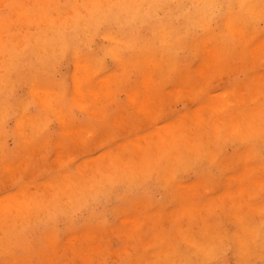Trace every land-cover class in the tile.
<instances>
[{
  "label": "rangeland",
  "instance_id": "1",
  "mask_svg": "<svg viewBox=\"0 0 264 264\" xmlns=\"http://www.w3.org/2000/svg\"><path fill=\"white\" fill-rule=\"evenodd\" d=\"M71 1H73V2H71ZM102 1L103 0H91V1L90 0H87V1H85V0L84 1L83 0H44V2H43V0H6V1L1 0L0 1V4H1L0 5V54L1 55H5V54L8 55V56L5 55V56H3V58H1V59H5V60H3V62L0 59V62H1V66H0V70H1V72H0V77H1L0 78V110H1L0 111V123H1L0 124V130H1L0 131V202H1L0 215H1V217L0 218L1 219L0 220L1 221H0V223L2 224L4 221L6 222V223L5 222L3 223V225H5V226L0 224V227H1V229H0V264H52V263H55V264H207V263L208 264H264V237H263L264 236V233H263L264 232V227H263L264 225L260 226V225L264 224V222L260 223V219H261V222L264 221V219H262V218H264V215H263L264 214V185H263L264 184V161H263L264 160V144H263L264 143V95H262V94H264V91H263L264 75H262V74H264V5L260 6L261 4H264L263 3L264 0H247V1H250V3L252 5H254V6H245L249 9L242 6V3H239L238 0H237L238 4H237L236 0H230V1L228 0L229 3L227 0H213V1L210 0L211 2L206 0V1L211 3V6H207L208 8L205 6L201 7V5L198 4V0L197 1H194V0H149V1H146L145 0V2L141 0V2H143V3H141L142 5L140 4V0H136V2L133 0H121V1L118 0V2H120V4L118 2H116V0H104L103 4H102ZM132 1L135 3H133ZM224 1H225V3H224ZM234 1L236 2L235 4H234ZM247 1H245V2H247ZM87 2H89V3H87ZM146 2H147V5L145 4ZM187 2L189 3V5H187ZM257 2H258V4L259 3H261V4L257 5ZM125 3L128 5H126ZM136 3H138V5ZM18 4H19V6H18ZM80 4H81V6H83V8L82 7L81 8L84 9V11L80 10L81 8L78 9ZM122 4H124V5L122 6ZM133 4H135L134 6L136 8L133 6ZM143 4H144V6H143ZM224 4H225V6H224ZM236 4H237V7H236ZM77 5H79V6H77ZM116 5H117V8L115 7ZM180 5H181V7H180ZM230 5H232V8ZM131 6L133 9L132 10L133 12L130 10ZM185 6H187V7L185 8ZM258 6H260V7H258ZM70 7H71V9L69 10ZM88 7H90V9ZM142 7H143V9H140ZM194 7H200V9L194 8ZM251 7H253V10H252L253 12L250 10ZM16 8H18V9H16ZM50 8H52V9H50ZM75 8H77V9H75ZM127 8H129V9H127ZM144 8H145V11H142V10H144ZM149 8H150V11H152V12L149 11ZM202 8H203V11H205V12L202 11ZM53 9H55V10H53ZM138 10L142 11V12H140L138 14V12H139ZM179 10H183L182 13ZM200 10H201V13L203 12L204 14H201ZM206 10H207V12H206ZM23 11H24L25 15L29 16L28 19H26L27 16L22 15ZM29 11H30V14H29ZM44 11L48 12L49 15H48V13H45ZM63 11H64V13H63ZM190 11H193V13ZM244 11H246V12H244ZM16 12H19V14H21L22 17H18V16H21L19 14H17V17H16V14H14ZM27 12H28V14H27ZM71 12H72V14H71ZM149 12L151 14H149ZM247 12H249V13H247ZM59 13H62L63 15L64 14L65 15L64 16L62 14L59 15ZM67 14H69L68 17H67ZM39 15L43 19L45 18L46 20L48 19L49 21L48 20L44 21L43 19L41 20V17ZM56 15L58 17H56ZM76 15H77V17H76ZM145 15H147V16H145ZM231 15H233V16H231ZM248 15L249 16L251 15L252 18H251V16H250V18L247 17ZM30 16H32V18ZM138 17L140 19H138ZM142 17H143V19H145V21L142 19ZM146 17H147V19H146ZM1 18H3V19H1ZM23 18H24V21H23ZM36 18H37V21L35 20ZM38 18H40V19L38 20ZM248 18H249V20H248ZM56 19H57V22L55 21ZM193 19L195 22L197 21L199 26L201 25V27H199L197 23H196L197 25H194L195 22L193 21ZM199 19L200 20L202 19V21H200ZM239 19H241V20H239ZM20 20H22V21H20ZM224 20H225V22H224ZM252 20L254 22H252ZM158 21H160V22H158ZM222 21L224 22V24H222ZM236 21H238V22H236ZM49 22H50V24H49ZM40 23H43V24L40 25ZM47 23L49 25H47ZM188 23L191 26V28L188 25ZM251 23H254V24H251ZM44 25H46V26L44 27ZM175 25H177L178 28ZM192 25L195 28L197 27L195 31H194L195 28H193ZM223 26H224V28H223ZM230 26H231V29L229 28ZM238 26H239V29L236 28L235 32L231 31L232 29L234 30V28L238 27ZM179 27L181 30L179 29ZM198 28L200 30H198ZM176 29H178L180 31H178ZM1 30L3 32H5L4 34H2V36H1V33H3V32ZM10 30H11V32H10ZM165 30H166V32H165ZM182 30H184L183 33H182ZM221 30H222V32L220 33ZM238 30H239V32H238ZM174 31L176 32L175 34H174ZM223 31H225V32H223ZM36 32H37V34H36ZM80 32H84L85 35L83 33H80ZM259 32H260V35H259ZM107 33H108V36H107ZM154 33H156L155 36H153ZM217 33L219 34V36H218L217 40L213 41V43H214V44L212 43L214 45L213 46L210 43L212 42V40L216 39V37L218 35ZM235 33H236V35H235ZM248 34H250V35H248ZM16 35H17V37H16ZM76 35L77 36L80 35V36L77 37ZM105 35L107 37H104ZM172 35H173V37H171ZM210 35L213 37H210ZM233 35L236 38V40L234 37H232ZM3 36H5V39H3L4 38ZM18 36H19V38H18ZM223 36H224V38H223ZM236 36H238V37H236ZM32 37H35V38H32ZM170 37L172 39L175 38L174 41L170 40L171 39ZM219 37L221 38V40ZM245 37H248V38H245ZM77 38L79 40H77ZM164 38H165V40H164ZM205 38H207V39H205ZM133 39L136 41H133ZM156 39H157V41L155 43ZM200 39H203V40L200 41ZM19 40H21V41H19ZM114 40H115V42H114ZM251 40H253V41L251 42ZM255 40H257V41H255ZM42 41H43V44L41 43ZM109 41H111V42H109ZM197 41H199V42H197ZM216 41H217V43H216ZM32 42H34V43H32ZM37 42L39 44L41 43L40 46H39V44H37ZM86 42H87V44H86ZM157 42H159V44ZM255 42L261 43V45L260 44L258 45ZM21 43H22V47H21ZM193 43H195V44H193ZM218 43L222 44L221 47H220V45H218ZM16 44H18L19 46L18 45L16 46ZM166 44H167V46H166ZM177 44H178V46L175 48L174 45H177ZM180 44H181V46L183 45L182 46L183 48L180 46ZM191 44H193V45H191ZM215 44H217V45H215ZM49 45L52 47H49ZM170 45L172 46V49L169 48V47H171ZM186 45H189V46L191 45L190 49H193L194 51L189 50V46L187 47ZM210 45H211V47H210ZM225 45H227V46H225ZM255 45H256V47H255ZM45 46H46V48H44ZM193 46H194V48H192ZM215 46H216V48H214ZM238 46H239V48H238ZM36 47L38 50L36 49ZM39 47L40 48L42 47V49H39ZM47 47H49L51 50ZM178 47H179V49H178ZM200 47H202L201 48L202 50L205 49V51H202L200 49ZM209 47L212 49L214 48V52L212 49H209ZM96 48H98V49H96ZM186 48H187V51H186ZM228 48H230V49H228ZM232 48H233V50H231ZM236 48H238V52L240 53L239 54L238 52H236L238 55L235 52L233 53V51L237 50ZM101 49L103 50L102 52H101ZM158 49H159V51H160V49L161 50L165 49L168 51L162 50L159 53V54H161L159 56L158 55V52H159ZM195 49H196V51H195ZM39 50L41 52H39ZM48 50H49V52H48ZM109 50L110 51L112 50V51L110 52ZM73 51H74V53H73ZM75 51H76V53H75ZM201 51L204 53H202ZM99 52H101V54ZM199 52H200V55L197 54ZM212 53H214L213 58L211 57ZM232 53L234 55H232ZM1 55H0V57H1ZM145 55H146V57H145ZM197 55H199V56H197ZM201 55H203V57L205 55V57L203 58V57H201ZM208 55H210V56H208ZM231 55H232V57H231ZM123 56H124V58H123ZM152 56H154V58L156 56V58L153 59ZM158 56L163 59V63H161L162 62L161 58L160 59L158 58L159 61H156ZM163 57H165V58H163ZM146 58H148V59H146ZM169 58H170V60H169ZM42 59H44V60H42ZM166 59H168L167 63L168 64L170 63L169 65L171 66V68L169 67V65L166 67L167 63H166V61H164ZM209 59H210V61L211 60L212 61L210 62ZM230 59H233V60L230 61ZM143 60L145 62H143ZM201 60H202V62H201ZM206 60L210 64H208L206 62ZM82 61H85V62H82ZM140 61H141V63H139ZM55 62H56V64H55ZM81 62H82V64H81ZM87 62H89V63H87ZM203 62H204V64H203ZM228 62H230V63H228ZM145 63L147 64V66ZM188 63L190 64V66ZM35 64L37 65V67L35 66ZM157 64H158V66H157ZM205 64L210 65L208 67V69L210 70L211 73L208 71ZM221 64H222V66H221ZM225 64H227V65L225 66ZM56 65H58V66H56ZM164 65H165V67H164ZM185 65L186 66L188 65L189 67H187V68H189V69H187ZM215 65H216V67L218 65L219 68L217 69L215 67ZM49 66H50V69H49ZM118 66H121L122 68L121 67L119 68ZM194 66H195V68H194ZM196 66H201L202 68L201 67L196 68ZM114 67L117 69H115ZM143 67H144V69H143ZM153 67H154V69H156V67H158L159 70L156 71V70L152 69ZM211 67H212V69H211ZM238 67H240V68H238ZM41 68H42V70H41ZM148 68H150V70ZM183 68H185V69H183ZM242 68H243V70H242ZM244 68H246L247 71H245ZM4 69H6V71H4ZM31 69H32V72H31ZM44 69H46V70H44ZM57 69H58V71H57ZM121 69H124V70H121ZM147 69H148V72L151 74H149V73L147 74V72L145 73V71H147ZM213 69H215V70H213ZM193 70H195L194 73H193ZM198 70H199L200 74H199V72H197ZM16 71H18L17 74H16ZM113 71L114 72L117 71V72H115L116 74H114ZM252 71H253V73H252ZM66 72H67V74H66ZM152 72H153V75H152ZM19 73H20V76H19ZM76 73H77V75H76ZM81 73H83V74H81ZM156 73H159V75H156ZM180 73H185V74H183V76H182V74H180ZM197 73L200 76L194 75ZM40 74H41L42 78L40 77ZM122 74H124V76ZM190 74H192V76ZM5 75H7V76H5ZM91 75H93V76H91ZM108 75H109V77H108ZM160 75L161 76L163 75L162 76L163 78L160 77ZM176 75H178V77ZM179 75L181 76V78ZM245 75H247V76H245ZM252 75H254V76H252ZM258 75H260L262 77H260ZM36 76H37V78H36ZM70 76H73L72 79ZM102 76H104V77H102ZM173 76H174V78H173ZM195 76H196V78L198 76L199 79H196V78L194 79ZM255 76H256V79H254ZM31 77H34V78L32 79ZM78 77H79V79H78ZM80 77H81V80H80ZM257 77H260V78H257ZM16 78H17V80H16ZM105 78H106V80H105ZM176 78H178L179 80H177ZM183 78H185V80ZM246 78H248V79H246ZM6 79H9L11 81V83H9V85L7 84V82H9V80H6ZM73 79H74V81H73ZM95 79L97 81L98 80L99 81L97 82V81H95ZM101 79H102V82L100 81ZM180 79H183L184 82H183V80H180ZM192 79H194V80H192ZM202 79H204L203 80L204 87H202V84H201ZM35 80H36V83H35ZM119 80H120V82H119ZM140 80H142V82ZM146 80H148L149 82H147ZM191 80L193 81V83H191ZM247 80L248 81L250 80V81L248 82ZM254 80L256 82L255 84H254ZM43 81H46V82L43 83ZM112 81H113V84H112ZM170 81L172 82L171 84H169ZM178 81L181 82L180 83L181 87H179V84L177 85V83H179ZM245 81H247V82H245ZM30 82L31 83L34 82V83H32L33 85L29 84ZM188 82H190V83L187 85ZM195 82H198L199 84H201V85H198V83H197V85L195 84V86H196L195 89L196 88L198 89L196 91H194V87L192 88V86ZM144 83H146L147 88L145 87ZM174 83H175L178 90L174 91V88L176 89V87L171 86ZM240 83L243 84V86ZM247 83L249 86L247 85ZM250 83L251 84L253 83L254 85H252V87H251ZM1 84H3L4 86ZM10 84H11V86H10ZM94 84L97 86L96 88H95ZM190 84H192V85H190ZM233 84H235V85H233ZM245 84L247 86H245ZM34 85H35V87H34ZM7 86H9V89ZM36 86L40 89H38ZM149 86L151 87L150 89H149ZM239 86H241V87H239ZM108 87H110L112 89V91ZM183 87H185V88H183ZM189 87H190V90H186V89H189ZM243 87H244V89H243ZM261 87H262V90H261ZM71 88H72V90H71ZM75 88L76 89L80 88L83 93L79 94V93H81L80 90L76 91ZM141 88H144V89H141ZM145 88H146V90H145ZM239 88H241V89H239ZM100 89H102L103 91ZM104 89L106 92L104 91ZM153 89H155V90H153ZM181 89H182V91H181ZM73 90H75V93ZM129 90L132 92H130ZM143 90H145L144 92H146V93H144ZM200 90H201V92H200ZM240 90L243 92L239 93ZM253 90H254V92H253ZM259 90H261L260 93L258 92ZM32 91H34V92L32 93ZM39 91L40 92L42 91L40 93V95H39ZM97 91L102 92V93H99ZM90 92H93V93H91L92 96H91ZM109 92L111 93V95ZM188 92H190L191 94ZM34 93H35V95H34ZM76 93H78V94H76ZM103 93H105L106 97L102 98L101 96H105V95H103ZM129 93L132 94V96H133V93L134 94L137 93L138 95L135 94L136 97L135 96L132 97L131 95H129ZM198 93H200V94H198ZM249 94H251V97H253L252 98L253 100L250 99L251 97H249ZM32 95H33V97H32ZM93 95L95 96V101L93 100L94 99ZM96 95H98L99 97ZM107 95H108V97H107ZM35 96L38 98H36ZM64 96H65V98H64ZM80 96H81V98H80ZM203 96H204V98H203ZM235 96H237V97L239 96V98L241 97V100L237 99V97H235ZM8 97H9V99H8ZM75 97H78V98L76 99ZM82 97L84 99H82ZM155 97H157L156 99H158L157 102L159 103V106H157L158 103L156 102ZM200 97H202V98H200ZM247 97H249V98H247ZM32 98H34L35 101H37V102L32 100ZM98 98L102 99V100H99ZM235 98H236L237 102L239 100V102H241V104L244 106L242 107L241 104L237 103ZM244 98H246L245 100H249V101L244 102L243 101ZM129 99H130V102H128ZM153 99H154V101H153ZM202 99H203V101H202ZM221 99L224 101V103ZM111 100H113V101H111ZM142 100H144L145 103H144V101L141 102ZM163 100H165V102L167 101L165 105H164L165 102ZM198 100H200V101H198ZM206 100H208V101L206 102ZM228 100H230L232 102H230ZM81 101L84 103V105ZM221 101H222V103H220ZM31 102H32V104H31ZM70 102H72V103H70ZM131 102H134V104L133 103L131 104ZM136 102H140V104L139 103L135 104ZM152 102L154 104H157V105H155L156 107L153 108L154 104H152ZM161 102H162V104H161ZM208 102L213 103V104H210ZM215 102H216V104H214ZM4 103H7V104L4 105ZM34 103H35V105H34ZM61 103H64V104L61 105ZM66 103L69 106H67ZM201 103L202 104L204 103V104L202 105ZM147 104H149V107ZM150 104H152L153 106L151 105L152 106L151 107ZM205 104H207V105L209 104L210 106L209 105L206 106ZM217 104H220V105H217ZM18 105H19V107H18ZM126 105H127V107H126ZM136 105H137V107H136ZM139 105L141 108L139 107ZM2 106H4V107L2 108ZM6 106L8 108H6ZM70 106H72V108ZM79 106H81V107H79ZM91 106H93V108ZM145 106H147L146 107L147 109L145 108ZM196 106H199V107H196ZM255 106H258V107H255ZM61 107H62V109H60ZM130 107H132L131 108L132 110L130 109ZM233 107L237 108V109H233ZM91 108L94 110L95 114H93L94 112ZM97 108H99V109L97 110ZM111 108H112V110H111ZM137 108L140 109L139 112L136 111V110H138ZM155 108H156V111H155ZM162 108L163 109L165 108L164 109L165 111ZM169 108H170V110H169ZM218 108L220 109V111ZM239 108L242 110H240ZM246 108H247V110H246ZM249 108H251V111L249 110ZM64 109H66V111H64ZM133 110H134V112H136L135 114H137V115H134ZM157 110L158 111L160 110V111L157 112ZM232 110L233 111L235 110L236 112H232ZM57 111L58 112L60 111V112L58 113ZM61 111H62V113H61ZM88 111H90V113ZM191 111H194V112H191ZM96 112H99V113H96ZM118 112L121 114H119ZM146 112H147V115H146ZM190 112L195 114V115L191 114ZM230 112H231L232 116H231ZM248 112H253V113L247 114ZM83 113H84V115H83ZM140 113H142V115H143V118H139L141 120H139L137 118V117L141 116V115L139 116ZM152 113H154V114L151 115ZM227 113L230 114V116L227 115ZM254 113H255V116H252V115H254ZM26 114L29 116L26 117L27 116ZM56 114H58V115H56ZM59 114H61V115H59ZM63 114L65 116L64 120H62ZM236 114H237V116H236ZM34 115H37V116L35 117ZM55 115L60 119V121L58 120L57 117H55ZM120 115H122V116H120ZM132 115H134L135 117ZM180 115H182L181 118H180ZM240 115H242V116H240ZM249 115L252 117L249 118ZM24 116L26 117V119ZM48 116L50 119L48 118ZM71 116H72V118H71ZM86 116H88V117H86ZM173 116H175V117H173ZM191 116H193V117H191ZM219 116H221L222 118L220 119ZM234 116L240 118V120L235 118L234 119L235 121L233 123L232 117L234 118ZM66 117L68 118L70 123ZM194 117H195V119H194ZM213 117H215V118H213ZM223 117L225 119L230 118V121L232 120L231 123H230L229 119L227 121ZM20 118H21V121H20ZM51 118H53V119H51ZM192 118L194 119V122H192L193 121ZM191 119H192V121H189ZM222 119H224V120H222ZM26 120L31 121L32 123L31 122H29V123L33 124V125L29 127V123H27ZM73 120H74V122H73ZM245 120H246V122L247 121H249V122L246 123V122H244ZM87 121H89V122H87ZM139 121H142V122H140V124H139L138 123ZM187 121L190 123H188ZM224 121H226V124ZM47 122H48V124H47ZM66 122H67V124H66ZM111 122H112V124H111ZM183 122H185V123H183ZM6 123H7V125H6ZM45 123L47 125H45ZM212 123H213V125H212ZM244 123H246V125H247V126L244 125V131L247 134L242 130L243 126L241 128V125ZM18 124H20V126H18ZM217 124H218V126H217ZM224 124L226 127L224 126ZM231 124H232V127L234 128V129L232 128L233 130L230 128ZM91 125L93 127H91ZM95 125H98V126L100 125L99 126L100 129L97 128L98 126L96 127ZM115 125L116 126L118 125L117 127L121 128V129L119 130ZM140 125H141V127H140ZM124 126L127 127V130ZM212 126L215 129H213ZM20 127H21V129H19ZM35 127H37L38 130ZM67 127L70 130H68ZM154 127H155V130L157 128L156 131L152 130V129H154ZM161 127H163V128H161ZM210 127H212V128H210ZM2 128H4V130ZM95 128H97V129H95ZM158 128H161V129H159V131H158ZM226 128L229 131H227ZM249 128H250V130H249ZM30 129H32V130H30ZM71 129H73V130H71ZM212 129L214 130V132L212 131ZM122 130H124V132H122ZM167 130H168V132H167ZM218 130L219 131L221 130V131L219 132ZM241 130H242V132H241ZM262 130H263V132H262ZM25 131H28V132L26 133ZM75 131L79 132V134L75 133ZM120 131H121V133H120ZM209 131H212V132H209ZM81 132H82L83 137L80 134ZM86 132L88 133L87 135H86ZM29 133H30V135H28ZM60 133H62V134H60ZM211 133H212V135H211ZM213 133L215 134V136ZM251 133L253 135H251ZM254 133H256V134H254ZM149 134H150V136H149ZM216 134H218V135H216ZM20 135H22V137ZM25 135H26V137H25ZM98 135H101V136H98ZM168 135L171 137H169ZM235 135H236V137H235ZM242 135H243V137H242ZM55 136L57 137V139ZM76 136H77V139H76ZM154 136H155V139H154ZM162 136H164V137H162ZM208 136L210 137V139H208ZM211 136L212 137L214 136V137L211 138ZM216 136H218V137H216ZM68 137H69V139H68ZM131 137H132V139H131ZM64 138H65V141H64ZM139 138H140V140H139ZM145 138L147 141L145 140ZM151 138L154 139V143H153V139L149 140ZM188 138H189V140H188ZM214 138H215V140H214ZM234 138H238V139H234ZM72 139H74L75 141ZM96 139H98V140H96ZM124 139H125V142L123 141ZM126 139L127 140L129 139L128 141L130 142V145H132L131 147L133 149L131 147H129L130 145H129L128 141H126ZM136 139L138 140V143L136 142L137 141ZM185 139L188 141H186ZM231 139H232V141H231ZM233 139L235 140L234 142H233ZM257 139H260V140L258 141ZM3 140H4V142H3ZM78 140H79V142H78ZM133 140L134 141L136 140V141L134 142ZM34 141H35V143H34ZM41 141H42V143H41ZM73 141L75 143H81V144H76L74 146L75 143L73 144ZM142 141H144L145 144ZM174 141H176V142H174ZM69 142H70V144H69ZM141 142L143 144H141ZM147 142H149V143H147ZM170 142H172V143H170ZM210 142H211V145L209 144ZM22 143H24V144L22 145ZM52 143H54V144H52ZM179 143H181V144H179ZM36 144H37V146L35 147ZM112 144H114V145L116 144L118 146L116 147V145L113 146ZM136 144H137L138 150L134 149V147L136 148V146H135ZM185 144H186L187 149H188V147L189 148L191 147L190 149H188V151L189 150L193 151V149L195 150L192 152L193 154L190 152L191 157L193 156L192 157L193 160L191 158H189L190 155H189V153H187L188 151H187L186 147L184 146ZM151 145H153V146L155 145L157 148L155 146L153 148V146H151ZM205 145H207L206 147H208L209 149L208 148L205 149L206 148ZM76 146H79V147L76 148ZM251 146H252V148H251ZM31 147H32V150H31ZM37 147L41 148L40 151H39V149L37 150ZM57 147H60L61 151L58 150L59 148L56 150ZM162 147H164V148H162ZM168 147H170L171 149L173 148V149L170 150V148L168 149ZM194 147L197 149V152H196V149ZM158 148H159V150H158ZM161 148L164 150H162ZM76 149H78L79 151L77 152ZM154 149H156L155 152L153 151ZM237 149H239L240 151ZM29 150H31L30 153H29ZM68 150H70L69 151L70 153L68 152ZM133 150H135V152ZM173 150L175 151V153L177 155L173 154L174 153ZM181 150H183V151H181ZM245 150H247V151H245ZM34 151H36V153H34ZM58 151L60 153H58ZM65 151H67L68 153L66 154ZM73 151H75V153ZM132 151L134 153H136V151H137L138 156H140V157L136 156L137 154L132 155L133 159L136 158L133 161H132L131 154H130V153L134 154ZM147 151H148V153H147ZM161 151H164V152H161ZM172 151H173V153H172L173 155L171 154ZM184 151H186V152H184ZM210 151H211V153L212 152L213 153L210 154ZM242 151H244L243 154L246 157H241L242 158L241 159L240 154H242ZM42 152H43V154H42ZM138 152H140V155ZM195 152H196V154H195ZM200 152H202L201 155H200ZM208 152H209L210 156H208V154H207ZM237 152H238L239 158L241 160L244 159V161H242L241 163H240V159L238 158V155H235ZM16 153H17V155H16ZM32 153H33V155H32ZM44 153H46V154H44ZM115 153H117L116 156H118V157L115 156ZM166 153L169 154V157L171 156L170 159H169V157H166V155H168ZM128 154H129V156H128ZM183 154L185 155L186 159L185 158L183 159V156H184ZM243 154L241 156H244ZM59 155H60V157H59ZM145 155L149 159V161H148V159H146V157H144ZM161 155H162V158H161ZM231 155H233V156H231ZM163 156H165V157L163 158ZM199 156L201 157L200 159H199ZM204 156H205V158H204ZM210 157H212L213 159ZM232 157L235 159L238 158L236 162L239 165L234 161V159H232ZM20 158L22 159V161L19 162ZM88 158L90 160H88ZM93 158H94V160H93ZM117 158H118V161L116 163L115 161L117 160ZM175 158L178 161L175 160ZM181 158H182V160H188L189 163L187 161H185L186 162V164H185V162H182ZM215 158H216V160H215ZM153 159L156 162H154ZM162 159H163L164 163L162 162ZM164 159H166V160H164ZM202 159H204V161ZM208 159H209L210 163H207V162H209ZM167 160H168V162H167ZM171 160L172 161L175 160L176 161V162L174 161L175 163L178 162L177 166L175 164L173 166V162L171 163ZM225 160L226 161L228 160V161L225 163ZM231 160H232V164H231ZM50 161H52V162H50ZM147 161H148V163H146L147 164L146 165L145 162H147ZM157 161L161 162V164L158 163ZM220 161L223 163L221 164ZM130 162H132V163H130ZM165 162H167L166 163L167 165L165 164ZM181 162L185 166L179 167V165L182 164ZM233 162H235V163H233ZM256 162H259V164L258 163L255 164ZM149 163L152 164L153 166L150 165ZM249 163H250V165H248ZM252 163H254V165ZM3 164H5V165H3ZM12 164L14 165V169L16 170L18 175H16V172L14 170H12L13 169ZM92 164H93L94 168H93V166H90V169H86V168H89V165H92ZM157 164H159V166ZM217 164H218V166H217ZM224 164L225 165L229 164V165L223 167ZM245 164H247L248 166ZM75 165H76V168H75ZM80 165H83V166H80ZM255 165H258V166L260 165L259 167L261 169H259L257 166L253 167ZM142 166L144 168H142ZM167 166H168L169 171L166 170ZM246 166L249 168L247 169ZM145 167L148 170H146ZM159 167H161V168L166 167L165 170L168 172L166 173V171H164V169L162 170L164 172H162L160 170L161 168H159ZM177 167H179V168H177ZM239 167L241 168V171H245V172H241L239 170ZM242 167H243V169H242ZM2 168L4 171L2 170ZM9 168H11V171L9 170ZM34 168L36 170H34ZM74 168L76 170H74ZM77 168H78V170H77ZM134 168H135V170H134ZM171 168H172V170H171ZM255 168H257V169H255ZM5 170L7 172L4 174ZM145 170L147 171V173ZM152 170H155L156 174ZM12 171H14V173H12ZM56 171H57V173H56ZM128 171H129V173H128ZM142 171H143V175L145 174L144 176L141 175ZM170 171H171V173H170ZM236 171L238 172V174L237 173L235 174ZM28 172H30V173H28ZM58 172H59V175H58ZM157 172H159V173L157 174ZM261 172H263V174ZM10 173L12 174V176H11L12 181L8 180V178H10V175L8 176L7 174H10ZM51 173H53V174L51 175ZM100 173L105 174V175H102ZM134 173H136V175H135L136 177L134 176V178H132ZM163 173H164V175H163ZM169 173H170V175H173V174L174 175L169 177L170 176V175L168 176ZM30 174L32 177H30V176L28 177V175H30ZM61 174H63V175H61ZM129 174L132 176H130ZM152 174H154V175H152ZM225 174H227L228 179H227V177H225L226 176ZM56 175H57V177L61 175L60 176L61 178L60 177L56 178ZM76 175H77V178H75ZM236 175H240V177L236 176ZM51 176H53V179ZM152 176H153V178H152ZM163 176L165 179L163 178ZM6 177H8V178H6ZM13 177H15V178H13ZM27 177H28V179H27ZM63 177H65V178H63ZM127 177L130 180H128ZM139 177H141L142 180H141V178L139 179ZM199 177L202 179H204V177H205L204 180H206V179L207 180L201 181ZM229 177L230 178L232 177L233 180H231L232 178L229 179ZM236 177L237 178L239 177V178L236 179ZM242 177H243V179H242ZM252 177H254V178H252ZM256 177H257L258 181L256 180ZM260 177H263L262 180ZM92 178H94V180ZM105 178H107V179H105ZM168 178H170V180ZM249 178L251 179L250 183H251V181H253L251 183L252 185L251 184L247 185V180H249ZM2 179H4V180H2ZM49 179L50 180L52 179L51 181H53V182L48 183L47 181H49ZM61 179H62V181H61ZM132 179H133V181H132ZM166 179H168V180H166ZM208 179L210 180V182ZM244 179H246V180H244ZM5 180H8L10 183L8 181H6V183L7 184L9 183V184L8 185L5 184L4 183ZM44 180H45V183H43ZM54 180H57L58 182L56 183V181H54ZM65 180L68 183H66ZM134 180H136V182ZM155 180L158 182H156ZM176 180H177V182H179V184L182 183V184H180L181 186H178L180 188V191L178 190L179 189L178 187H177L178 189L176 188V185H178L176 183ZM237 180H238V184H235V183H237ZM255 180L257 181L258 184L256 183ZM259 180H261V181H259ZM138 181H140V182H138ZM232 181H234V183ZM38 182H40V183H38ZM110 182H112V184ZM41 183L44 184L45 186L42 185ZM210 183L212 185H210ZM243 183L246 185V188H245V186H243L244 185ZM248 183H249V181H248ZM31 184L33 187L29 186ZM34 184H36V186ZM128 184H130L131 186H129ZM192 184H194V185H192ZM219 184H222L221 185L222 187ZM256 184H257V186H253ZM24 185H25V187H24ZM46 185H48V186L46 187ZM59 185L62 186L61 187L62 189L59 187ZM136 185H138V186H136ZM206 185H208V187H206ZM12 186H14V187H12ZM39 186L42 189H40ZM54 186L57 187L58 189H56ZM132 186H134V187L132 188ZM184 186L187 188H185ZM234 186L238 187V188L236 189ZM240 186H242L241 187L242 189L240 188ZM21 187H23V189L25 191L23 189H21ZM121 187H123V189ZM170 187H171V189H170ZM173 187H174V189H173ZM232 187H234V189ZM44 188L47 190L45 191ZM50 188H51V190H50ZM149 188H150V190H149ZM54 189H56V190H54ZM229 189H231V191L233 190L234 192L235 191L236 192L238 191V192H237V194L234 192H231V194L233 193V195H230V192L228 193V191H227ZM18 190H20V191H18ZM129 190L131 192L132 191H134V192H132V194H131V192ZM224 190H226V192ZM49 191H51V192H49ZM169 191H170V193L171 192H173V193L170 194ZM185 191H187V194H185L186 193ZM104 192H105V194H104ZM115 192H117V194H119V195H117ZM177 192H180V193H177ZM182 192H185L184 193L185 195ZM59 193L61 195H59ZM65 193H66V197H65V195L63 197L62 194H65ZM167 193H168V195H167ZM181 193L184 196H181L182 195ZM224 193H228V194H224ZM22 194L24 197L22 196ZM175 194L176 195L179 194V195L176 196ZM193 194H195L199 197H197ZM244 194H246V195L243 196ZM128 195H129V197H127ZM173 195L176 196V198L178 199V201H177L178 203L175 202L177 199L175 197H173ZM223 195H225V196L227 195L228 196L227 199ZM141 196H143V197L141 198ZM147 196L149 198L151 197L150 201H149V198ZM168 196L170 198H168ZM186 196H187V199H186ZM209 196L210 197L212 196V197L210 198ZM62 197H63V199H65V198L66 199L62 200ZM101 197H102V199H101ZM104 197H105V199H104ZM109 197H110V199H109ZM114 197H116V198H114ZM213 197L218 198V199L213 200ZM146 198L148 199L150 206L148 205V201H146L147 200ZM182 198L184 200H182ZM238 198H241V199L238 200ZM11 199H12V201H11ZM134 199H136V201H134V203H133ZM169 199L171 200V202ZM173 199H176V200H173ZM233 199L234 200L236 199V200L233 201ZM3 200H5V201L2 202ZM6 200H7V202H6ZM67 200H69L70 202ZM209 200H210V202H209ZM224 200H226V201H224ZM241 200H242L244 205H241ZM180 201H181V203H180ZM191 201H194L195 204L193 205V203ZM197 201H199L200 203L199 202L196 203ZM231 201H233V202H231ZM11 202H12V204H11ZM142 202H143V204H142ZM145 202H146V204H144ZM164 202L166 204H164ZM188 202H190L189 205L191 203L192 204L190 206L187 205L190 208L189 207L185 208V206H186V204H188ZM230 202L233 203V204H231V206H234V207H235V204L237 203L236 204V210L238 209L237 211L233 207L230 208L231 207V206H229ZM173 203H175L176 205ZM245 203L248 204V205L246 204L247 207H246ZM172 204H173V206H172ZM239 204L241 206H239ZM249 204H251V205H249ZM2 205H3V207H2ZM38 205L41 206V209H40V207L38 209L39 211H41L40 212L41 215L37 210ZM65 205L66 206L68 205L67 208ZM90 205H91V207H90ZM154 205H156V206H154ZM162 205L164 206L163 210H162ZM178 205H181V206H179V209L177 208ZM210 205H212L211 208H210ZM255 205L257 207L256 211H254L256 208ZM137 206H138V208H137ZM157 206H159L158 209H156ZM192 206H194V207L191 208ZM249 206L250 207L252 206V207L250 208ZM19 207H20V210H19ZM32 207H33V209H32ZM169 207L171 208V210ZM181 207H184V208H181ZM198 207H200L199 210H198ZM243 207L245 209L248 208L247 211L244 212L243 210H245V209ZM6 208H8V209H6ZM9 208L11 209L12 212L10 211ZM160 208H161L162 212L160 211ZM174 208L176 210L178 209L180 211H178V210L176 211ZM188 208L190 210H188ZM194 208L197 210H195ZM3 209L7 210V211L9 210L10 213L9 212L8 213L10 215H8V213L6 211H4ZM44 209H46V211ZM152 209L154 210V212H152L153 211ZM192 209H193V211H191ZM200 209L202 211H204V215ZM250 209H252L251 211L255 214L251 213ZM13 210H14V212H13ZM18 210L20 212V215L18 214ZM60 210H61V212H60ZM166 210H167V212H166ZM33 211L35 213H33ZM42 211H43V213H42ZM47 211H48V213H47ZM170 211L171 212L174 211V212L170 213ZM197 211L202 212L200 215H203V217L200 215H199L200 216L199 217L197 215L198 214ZM241 211H243V212L241 213ZM15 212H17V215H19L18 217H17V215L15 216ZM21 212H24V213H21ZM25 212H26V214H25ZM70 212H71V214H70ZM147 212H149V215ZM165 212H166V214H165ZM195 212H197V214ZM227 212H231V214L229 213V215H228ZM235 212L238 214H235ZM246 212H250L251 214L246 213ZM12 213L14 214L15 218L13 217ZM31 213H33V214H31ZM139 213H141V215ZM144 213H146V214H144ZM152 213H154V214H152ZM155 213H157V214H155ZM158 213H160V214H158ZM239 213H240V215H239ZM30 214H31V216H30ZM187 214H189L190 217ZM249 214H250V216H249ZM69 215H70V217H69ZM153 215L154 216L156 215L158 219L156 217L154 219ZM165 215L167 216V218ZM184 215L185 216L187 215L188 217H185ZM206 215H208L207 219L210 220L211 222L206 220ZM8 216H9V218H8ZM45 216L47 219L46 218L44 219ZM97 216H99V217H97ZM197 216H198V218H197ZM225 216H227V218ZM234 216L236 217L235 219H234ZM248 216H249V218H245ZM19 217L24 218V219L20 218V220H19ZM184 217H185V219L182 220ZM239 217H242V218H239ZM10 218H12L13 221H11ZM73 218H75L77 222ZM92 218L95 219V222H94V219H92ZM161 218H162V220L159 221ZM168 218H169V220L166 223V220ZM180 218H182L181 221L179 220ZM186 218L189 221V223L186 222L187 225L185 226L184 221L186 220ZM224 218H226V219H224ZM237 218H238V221L236 222ZM9 219H10V221H9ZM16 219H18V222L16 221ZM177 219L179 221H177ZM233 219L235 220V222L233 221ZM242 219H244V220H242ZM67 220H69V221H67ZM173 220L174 221L176 220L175 221L176 225L173 224ZM205 220L208 223L205 222ZM212 220H214V221H212ZM246 220H247V222H246ZM249 220H251L252 223ZM254 220H255V222H254ZM65 221H66V223H65ZM150 221H151V223H150ZM170 221H171V223H170ZM201 221H203V224L204 223H206V224L201 225V223H202ZM231 221H233V222H231ZM97 222H99L100 224L98 225ZM120 222L123 223V225ZM195 222L196 223L198 222V224L196 225ZM132 223H135V224L133 225ZM209 223L211 226L212 225L213 226L212 227L209 226ZM213 223L215 224V226ZM232 223L236 224V225L233 226ZM256 223H258V225ZM53 224H54V226H52ZM86 224H87V226H86ZM177 224L180 227H181L180 224H183L185 227L182 228L183 231L181 230L180 227H178L180 231L178 232V236H175L176 235V229L178 231V228H177L178 225ZM242 224H244L246 226H244ZM253 224L260 226L261 227L260 231L256 232V230H259V227H257L256 225L254 226ZM135 225H138L139 227L135 226ZM151 225H152V227H151ZM158 225L160 228L157 227ZM200 225H201V227H200ZM207 225H208V227L213 228L215 231H213V229L211 230V228H208ZM251 225H253V227ZM121 226L123 229L121 228ZM126 226H130V227H126ZM154 226L156 228L155 230H157L159 228L157 230L158 233H155V230H152V229H154ZM197 226H199V227H197ZM241 226H243V228ZM247 226H248V228H247ZM34 227H36V228H34ZM49 227H51V228H49ZM55 227H56V229H54ZM110 227H111V229H110ZM148 227H150L151 229H149ZM188 227L189 228L191 227V229H189ZM193 227H194V229H193ZM214 227H217L218 231L216 230L217 228H214ZM163 228H165V231ZM240 228H241V231H243V232L240 231ZM53 229H54V231H53ZM74 229H76V230H74ZM129 229H131V230H129ZM187 229H189V230H187ZM204 229H206V231ZM237 229L240 232H237L238 231ZM246 229H247V231H246ZM169 230L170 231L174 230V232L173 231L170 232ZM199 230H200L201 234L198 232ZM244 230L246 231L245 234H244ZM163 231L165 234L161 235ZM186 231H189V232H186ZM222 231H223L224 235L225 234L227 235V237H226V235L224 236L222 234ZM233 231H234V234L232 233ZM249 231L251 233H254V235H251V233L249 234ZM143 232H144L145 236L143 235ZM153 232L156 235H154ZM160 232H161V234H160ZM206 232L211 233V234L213 233V234L212 235L206 234ZM215 232H217V233H215ZM247 232H248V234H247ZM258 232H261V233H258ZM120 233H122V236H124V237H122L123 239L119 237V236H121ZM172 233L174 234L175 237L173 236ZM181 233H182V236H181V240H180V238H177V237H180ZM202 233H203V235H202ZM218 233H220L222 235H220V234L218 235ZM236 233H238V234H236ZM42 234L44 236H41ZM81 234L83 236H81ZM170 234H172L171 235L172 237L170 236ZM188 234L189 235L192 234V236H190V239H189ZM230 234H233L235 239ZM258 234H262L263 236L262 235H260V236H262L263 238L259 237ZM26 235H27V237H26ZM186 235L188 238L186 237ZM194 235L196 237H194ZM236 235H239V236H236ZM249 235L252 236L253 237L252 239H254V240L249 241V240H251L250 239L251 237L249 238ZM47 236H50L49 241H48L49 237L47 238ZM86 236L88 238H86ZM148 236H150V237H148ZM165 236H166V238H165ZM212 236H214V237H212ZM215 236H216V238H215ZM218 236H219L220 241L218 240V242H217L216 239H218ZM246 236H248V237H246ZM255 236H257V237H255ZM57 237H58V239H57ZM135 237L137 240L134 239ZM152 237H153V239H152ZM157 237H159V239H157ZM167 237L169 238L170 242L168 241ZM183 237L185 240L183 239ZM193 237H194V239H193ZM200 237H201V239H199ZM210 237H211V239L208 240V238H210ZM220 237H221V239H220ZM240 237H243V238L246 237V239L245 238L241 239ZM62 238H64V239H62ZM237 238H240V240L238 239V241H237ZM256 238H258V239H256ZM150 239L153 240L152 241L153 243L151 242ZM187 239H188V241H187ZM202 239H204V240H202ZM232 239H233V241L236 240V242L241 243V245H239V247L241 246L240 248H242V250L244 249V245H245V248L246 247L249 248V249H247L249 251H247L245 249L247 251L248 255H246L245 250H244L245 252L242 250L240 251V249L238 250V245H237L238 243H236V242H235L236 244L232 243ZM171 240H172V243H171ZM182 240L185 243H189V242L191 243V246L189 245L190 243L187 245H189L191 247V249H189V251L191 250L192 252H193L192 249H195L196 246H198V249L197 248L196 249L200 251V247L202 246L201 247V249L203 248L202 249L203 250L202 256L197 255V254H199L198 253L199 251L198 252L195 251L194 254L191 253V251L190 252L187 251L189 246L188 247H187V245L185 246V244H183L184 242ZM195 240L197 242L199 240L201 242L203 241L202 243H205V244L200 245V247H199V245L196 243ZM207 240L209 241V243L206 242ZM222 240H224V241H222ZM40 241H41V244H40ZM140 241L144 245H146V243H144V242L148 241V243H147L148 245L141 246ZM167 241L169 244L167 243ZM179 241H180V243H179ZM200 241L198 243L202 244ZM212 241H215L214 243L217 242L216 243L217 245L212 243ZM247 241H249V242L245 243ZM220 242H223V244ZM225 242H227V243H225ZM64 243L65 244L69 243L68 244L69 246L65 245ZM243 243H244V245H243ZM170 244H171V246H170ZM254 244H256L255 247H253ZM138 245H139V247H138ZM52 246H54V247H52ZM94 246L97 247L98 249L95 248ZM162 246L163 247L167 246L168 249L169 248L170 249H176L177 248V250L172 251L169 249V253H171V254H169V253H167L168 252L167 247L163 248ZM181 246H182V248H181ZM51 247H52V249H51ZM91 248H92L93 252H92V250H90ZM119 248L120 249L122 248L121 250L124 254L121 252V250ZM161 248H162V250L164 249V252H162ZM179 248H181V249H179ZM213 248L216 249V251ZM235 248H236V250H235ZM139 249H140V251H139ZM58 250H59V252H58ZM106 250L107 251L109 250L108 251L109 253H107ZM154 250L155 251L159 250V251L155 252ZM81 251H82V253L84 252L86 254H82ZM165 251H166V253H165ZM174 251L176 252V254H174ZM151 252H152V254H151ZM180 252H181V254H183V252H184V255H178V253L180 254ZM185 252H186V254H185ZM205 252H206V254L204 255ZM260 252H261V254H260ZM45 253H46V256H45ZM211 253L212 254L214 253L213 256ZM249 253H252V254H249ZM187 254H189L190 256ZM200 254H201V251H200ZM152 255H154V258H152ZM217 255H218V257H217ZM143 256L145 257V259L143 258ZM184 256H186V258ZM199 256L201 257L202 260H200ZM242 256H243V258L245 256V258L242 259L241 258ZM246 256H248V257H246ZM48 257H49V259H48ZM188 257H190V258H188ZM202 257L203 258L206 257V259L203 261ZM236 257H238V258H236ZM221 259H222V261H221ZM241 260H242V262L240 263ZM246 260H247V262H246Z\"/></svg>",
  "mask_w": 264,
  "mask_h": 264
},
{
  "label": "bare ground",
  "instance_id": "2",
  "mask_svg": "<svg viewBox=\"0 0 264 264\" xmlns=\"http://www.w3.org/2000/svg\"><path fill=\"white\" fill-rule=\"evenodd\" d=\"M0 1H1V0H0ZM2 1H3V0H2ZM5 1H6V0H5ZM83 1H84V0H83ZM85 1H87V0H85ZM90 1H91V0H90ZM103 1H104V0H103ZM103 1H102V4H103ZM119 1H121V0H119ZM133 1L136 2V0H133ZM133 1H132V2H133ZM142 1L145 2V0H142ZM146 1H149V0H146ZM194 1H197V0H194ZM208 1H210V0H208ZM208 1H206V0H198V4H200L201 7H202V6H205V7H207V6H211V3H210L211 1H210V2H208ZM212 1H213V0H212ZM227 1H228V0H227ZM229 1H230V0H229ZM229 1H228V3H229ZM245 1H247V0H238V2H239V3H242V6H244V7H245V6H254V5H252V4L250 3V1H247V2H245ZM25 2H26V1H25ZM43 2H44V0H43ZM71 2H73V1H71ZM116 2H118V0H116ZM135 2H133V3H135ZM138 2H139V1H138ZM190 2H191V1H190ZM236 2H237V0H236ZM236 2L234 1V4H235ZM238 2H237V4H238ZM253 2H254V1H253ZM255 2H256V1H255ZM258 2H259V1H258ZM258 2H257V5H260L261 3L258 4ZM3 3H4V2H3ZM79 3H80V2H79ZM79 3H78V4H79ZM87 3H89V2H87ZM109 3H110V2H109ZM118 3L120 4V2H118ZM141 3H143V2H141V0H140V4H141ZM183 3H184V2H183ZM224 3H225V1H224ZM263 3H264V2H263ZM81 4H82V3H81ZM81 4H80V6L77 5V6H79L78 9H80L81 7L83 8V6H81ZM83 4H84V3H83ZM113 4H114V3H113ZM115 4H116V3H115ZM125 4H126V3H125ZM136 4L138 5V3H136ZM145 4L147 5V2H146ZM148 4H149V3H148ZM180 4H181V3H180ZM184 4H185V3H184ZM191 4H192V3H191ZM237 4H236V7H237ZM0 5H1V4H0ZM123 5H124V4H122V6H123ZM126 5H128V4H126ZM131 5H132V4H131ZM134 5H135V4H133V6H134ZM141 5H142V4H141ZM141 5H140V6H141ZM187 5H189L188 2H187ZM220 5H221V4H220ZM262 5H264V4H261L260 6H262ZM18 6H19V4H18ZM70 6H71V5H70ZM89 6H90V5H89ZM118 6H119V5H118ZM143 6H144V4H143ZM155 6H156V5H155ZM163 6H164V5H163ZM177 6H178V5H177ZM182 6H183V5H182ZM195 6H196V5H195ZM224 6H225V4H224ZM230 6H231V8H232V5H230ZM233 6H234V5H233ZM255 6H256V5H255ZM260 6H258V7H260ZM22 7H23V6H22ZM44 7H45V6H44ZM68 7H69V6H68ZM68 7H67V8H68ZM84 7H85V6H84ZM115 7L117 8V5H116ZM128 7H129V6H128ZM134 7H135V6H134ZM180 7H181V5H180ZM186 7H187V6H185V8H186ZM213 7H214V6H213ZM258 7H257V8H258ZM2 8H3V7H2ZM19 8H20V7H19ZM82 8H81L80 10L84 11V9H82ZM88 8L90 9V7H88ZM91 8H92V7H91ZM135 8H136V7H135ZM194 8H198V9H200V7H194ZM203 8H204V7H203ZM203 8H202V11H203ZM207 8H208V7H207ZM207 8H206V9H207ZM245 8H247V7H245ZM245 8H244V9H245ZM257 8H256V9H257ZM262 8H263V7H262ZM16 9H18V8H16ZM16 9H15V10H16ZM22 9H23V8H22ZM50 9H52V8H50ZM70 9H71V7L69 8V10H70ZM75 9H77V8H75ZM114 9H115V8H114ZM127 9H129V8H127ZM140 9H143V7L140 8ZM204 9H205V8H204ZM247 9H249V8H247ZM256 9H255V10H256ZM53 10H55V9H53ZM64 10H65V9H64ZM130 10H131V11L133 10V9H132V6H131ZM136 10H137V9H136ZM214 10H215V9H214ZM222 10H223V9H222ZM250 10L252 11V10H253V7H251ZM16 11H17V10H16ZM74 11H75V10H74ZM126 11H127V10H126ZM138 11H139V10H138ZM142 11H145V8H144V10H142ZM142 11H139L138 14H139L140 12H142ZM149 11H150V8H149ZM159 11H160V10H159ZM174 11H175V10H174ZM174 11H173V12H174ZM177 11H178V10H177ZM179 11H181V13H182L183 10H179ZM198 11H199V10H198ZM241 11H242V10H241ZM241 11H240V12H241ZM44 12H45V11H44ZM58 12H59V11H58ZM132 12H133V11H132ZM150 12H152V11H150ZM150 12H149V14H151ZM190 12L193 13V11H190ZM203 12H205V11H203ZM203 12L201 13V10H200V13H201V14H204ZM206 12H207V10H206ZM244 12H246V11H244ZM252 12H253V11H252ZM21 13H22V12H21ZM45 13H48V12H45ZM63 13H64V11H63ZM65 13H66V12H65ZM176 13H177V12H176ZM200 13H199V14H200ZM215 13H216V12H215ZM247 13H249V12H247ZM6 14H7V13H6ZM12 14H13V13H12ZM14 14H16V17H17V14H19V12H16V13H14ZM27 14H28V12H27ZM29 14H30V11H29ZM31 14H32V13H31ZM34 14H35V13H34ZM60 14H62V13H59V15H60ZM69 14H70V13H69ZM69 14H67V17L69 16ZM71 14H72V12H71ZM71 14H70V15H71ZM89 14H90V13H89ZM177 14H178V13H177ZM177 14H176V15H177ZM199 14H198V15H199ZM19 15H21V14H19ZM22 15H23V16H27L26 19H28V17H29L28 15H25L24 11H23ZM22 15H21V16H18V17H22ZM48 15H49V13H48ZM62 15H63V14H62ZM62 15H61V16H62ZM64 15H65V14H64ZM64 15H63V16H64ZM164 15H165V14H164ZM191 15H192V14H191ZM39 16H40V15H39ZM53 16H54V15H53ZM143 16H144V15H143ZM145 16H147V15H145ZM149 16H150V15H149ZM151 16H152V15H151ZM165 16H166V15H165ZM231 16H233V15H231ZM250 16H251V15H250ZM250 16L248 15L247 17L250 18ZM255 16H256V15H255ZM14 17H15V16H14ZM30 17L32 18V16H30ZM33 17H34V16H33ZM40 17H41V16H40ZM56 17H58V16L56 15ZM76 17H77V15H76ZM140 17H141V16H140ZM153 17H154V16H153ZM262 17H263V16H262ZM12 18H13V17H12ZM24 18H25V17H24ZM24 18H23V21H24ZM48 18H49V17H48ZM64 18H65V17H64ZM188 18H189V17H188ZM239 18H240V17H239ZM249 18H248V20H249ZM251 18H252V16H251ZM259 18H260V17H259ZM1 19H3V18H1ZM19 19H20V18H19ZM26 19H25V20H26ZM39 19H40V18H38V20H39ZM42 19H43V18L41 17V20H42ZM60 19H61V18H60ZM138 19H140V18L138 17ZM142 19H143V17H142ZM146 19H147V17H146ZM212 19H213V18H212ZM226 19H227V18H226ZM253 19H254V18H253ZM261 19H262V18H261ZM35 20L37 21V18H36ZM43 20L45 21L46 19L44 18ZM47 20H48V19H47ZM47 20H46V21H47ZM51 20H52V19H51ZM63 20H64V19H63ZM102 20H103V19H102ZM143 20L145 21V19H143ZM148 20H149V19H148ZM187 20H188V19H187ZM199 20H200V19H199ZM239 20H241V19H239ZM256 20H257V19H256ZM20 21H22V20H20ZM20 21H19V22H20ZM48 21H49V20H48ZM55 21L57 22V19H56ZM68 21H69V20H68ZM165 21H166V20H165ZM165 21H164V22H165ZM193 21H194V19H193ZM200 21H202V19H201ZM33 22H34V21H33ZM158 22H160V21H158ZM194 22H195V21H194ZM224 22H225V20H224ZM224 22L222 21V24H224ZM236 22H238V21H236ZM240 22H241V21H240ZM252 22H254V21L252 20ZM177 23H178V22H177ZM179 23H180V22H179ZM196 23L198 24V22L196 21V22L194 23V25H197ZM207 23H208V22H207ZM42 24H43V23H40V25H42ZM49 24H50V22H49ZM49 24L47 23V25H49ZM131 24H132V23H131ZM168 24H169V23H168ZM236 24H237V23H236ZM240 24H241V23H240ZM251 24H254V23H251ZM135 25H136V24H135ZM170 25H171V24H170ZM188 25H189V23H188ZM226 25H227V24H226ZM238 25H239V24H238ZM45 26H46V25H44V27H45ZM67 26H68V25H67ZM106 26H107V25H106ZM161 26H162V25H161ZM171 26H172V25H171ZM175 26H177V25H175ZM186 26H187V25H186ZM189 26H190V25H189ZM192 26H193V25H192ZM198 26H199V24H198ZM235 26H236V25H235ZM250 26H251V25H250ZM173 27H174V26H173ZM180 27H181V26H180ZM180 27H179V29H180ZM199 27H201V25H200ZM240 27H241V26H240ZM85 28H86V27H85ZM105 28H106V27H105ZM157 28H158V27H157ZM159 28H160V27H159ZM162 28H163V27H162ZM177 28H178V26H177ZM185 28H186V27H185ZM185 28H184V29H185ZM190 28H191V26H190ZM193 28H195V27L193 26ZM196 28H197V27H196ZM196 28L194 29V31L196 30ZM223 28H224V26H223ZM229 28L231 29V26H230ZM236 28L239 29V26H238V27H235L234 30L232 29L231 31H232V32H235V29H236ZM242 28H243V27H242ZM247 28H248V27H247ZM247 28H246V29H247ZM257 28H258V27H257ZM138 29H139V28H138ZM182 29H183V28H182ZM156 30H157V29H156ZM159 30H160V29H159ZM176 30H178V29H176ZM176 30H175V31H176ZM180 30H181V29H180ZM180 30H178V31H180ZM198 30H200V29L198 28ZM222 30H223V29H222ZM222 30L220 31V33L222 32ZM248 30H249V29H248ZM1 31H2V30H1ZM15 31H16V30H15ZM105 31H106V30H105ZM175 31H174V34L176 33ZM183 31H184V30H182V33H183ZM228 31H229V30H228ZM231 31H230V32H231ZM2 32H3V31H2ZM10 32H11V30H10ZM84 32H85V31H84ZM84 32H80V33H83V34H84ZM165 32H166V30H165ZM198 32H199V31H198ZM223 32H225V31H223ZM238 32H239V30H238ZM241 32H242V31H241ZM247 32H248V31H247ZM4 33H5V32L1 33V36H2V34H4ZM101 33H102V32H101ZM101 33H100V34H101ZM108 33H109V32H108ZM108 33H107V36H108ZM236 33H237V32H236ZM236 33H235V35H236ZM36 34H37V32H36ZM105 34H106V33H105ZM142 34H143V33H142ZM155 34H156V33H154L153 36H155ZM172 34H173V33H172ZM203 34H204V33H203ZM210 34H211V33H210ZM217 34H218V33H217ZM233 34H234V33H233ZM241 34H242V33H241ZM262 34H263V33H262ZM19 35H20V34H19ZM67 35H68V34H67ZM84 35H85V34H84ZM102 35H103V34H102ZM158 35H159V34H158ZM188 35H189V34H188ZM214 35H215V34H214ZM220 35H221V34H220ZM225 35H226V34H225ZM243 35H244V34H243ZM248 35H250V34H248ZM259 35H260V32H259ZM76 36H77V35H76ZM79 36H80V35H79ZM79 36H77V37H79ZM107 36L105 35L104 37H107ZM146 36H147V35H146ZM218 36H219V34L217 35L216 39L212 40V42H211L210 44H212L213 41L217 40ZM240 36H241V35H240ZM246 36H247V35H246ZM3 37H4L3 39H5V36H3ZM16 37H17V35H16ZM81 37H82V36H81ZM87 37H88V36H87ZM101 37H102V36H101ZM162 37H163V36H162ZM171 37H173V35H172ZM171 37H170V38H171ZM174 37H175V36H174ZM204 37H205V36H204ZM207 37H208V36H207ZM210 37H213V36L210 35ZM230 37H231V36H230ZM232 37H234V35H233ZM236 37H238V36H236ZM18 38H19V36H18ZM18 38H17V39H18ZM20 38H21V37H20ZM32 38H35V37H32ZM208 38H209V37H208ZM219 38H220V37H219ZM223 38H224V36H223ZM234 38H235V37H234ZM240 38H241V37H240ZM245 38H248V37H245ZM1 39H2V38H1ZM3 39H2V40H3ZM15 39H16V38H15ZM80 39H81V38H80ZM86 39H87V38H86ZM174 39H175V38H173V39L171 38L170 40H173V41H174ZM196 39H197V38H196ZM205 39H207V38H205ZM77 40H79V39L77 38ZM84 40H85V39H84ZM102 40H103V39H102ZM104 40H105V39H104ZM122 40H123V39H122ZM159 40H160V39H159ZM159 40H158V41H159ZM164 40H165V38H164ZM170 40H169V41H170ZM201 40H203V39H200V41H201ZM220 40H221V38H220ZM220 40H219V41H220ZM235 40H236V38H235ZM239 40H240V39H239ZM243 40H244V39H243ZM257 40H258V39H257ZM257 40H255V41H257ZM15 41H16V40H15ZM15 41H14V42H15ZM19 41H21V40H19ZM19 41H18V42H19ZM86 41H87V40H86ZM106 41H107V40H106ZM124 41H125V40H124ZM133 41H136V40L133 39ZM156 41H157V39L155 40V43H156ZM194 41H195V40H194ZM252 41H253V40H251V42H252ZM84 42H85V41H84ZM87 42H88V41H87ZM87 42H86V44H87ZM109 42H111V41H109ZM114 42H115V40H114ZM166 42H167V41H166ZM191 42H192V41H191ZM197 42H199V41H197ZM197 42H196V43H197ZM223 42H224V41H223ZM223 42H222V43H223ZM19 43H20V42H19ZM32 43H34V42H32ZM41 43L43 44V41H42ZM41 43H40V44H41ZM157 43L159 44V42H157ZM167 43H168V42H167ZM216 43H217V41H216ZM249 43H250V42H249ZM255 43H257L258 45H259V44L261 45V43H258V42H255ZM262 43H263V42H262ZM37 44H39V43L37 42ZM40 44H39V46H40ZM193 44H195V43H193ZM193 44H191V45H193ZM213 44H214V43H213ZM213 44H212V45H213ZM240 44H241V43H240ZM257 44H256V45H257ZM17 45H18V44H16V46H17ZM50 45H51V44H50ZM50 45H49V47H52V46H50ZM121 45H122V44H121ZM156 45H157V44H156ZM172 45H173V44H172ZM191 45H190V46H189V45H186L187 47L189 46V50H193V49H190V48H191ZM215 45H217V44H215ZM218 45H220V47H221L222 44H221V43H218ZM227 45H228V44H227ZM227 45H225V46H227ZM253 45H254V44H253ZM256 45H255V47H256ZM18 46H19V45H18ZM80 46H81V45H80ZM82 46H83V45H82ZM84 46H85V45H84ZM108 46H109V45H108ZM111 46H112V45H111ZM166 46H167V44H166ZM168 46H169V45H168ZM170 46H171V45H170ZM177 46H178V44H177V45H174L175 48H176ZM180 46H181V44H180ZM182 46H183V45H182ZM182 46H181V47H182ZM186 46H185V47H186ZM197 46H198V45H197ZM213 46H214V45H213ZM21 47H22V43H21ZM49 47H47V48H49ZM106 47H107V46H106ZM210 47H211V45H210ZM210 47H209V49H212V48H210ZM223 47H224V46H223ZM240 47H241V46H240ZM44 48H46V46H45ZM76 48H77V47H76ZM76 48H75V49H76ZM100 48H101V47H100ZM165 48H166V47H165ZM169 48L172 49V46L169 47ZM182 48H183V47H182ZM192 48H194V46H193ZM195 48H196V47H195ZM201 48H202V47H200V49H201ZM205 48H206V47H205ZM207 48H208V47H207ZM214 48H216V46H215ZM214 48L212 49L213 52H214ZM218 48H219V47H218ZM218 48H217V49H218ZM226 48H227V47H226ZM233 48H234V47H233ZM233 48H232L231 50H233ZM238 48H239V46H238ZM238 48H236L237 50H236V51H233V53H234V52H235V53L238 52ZM261 48H262V47H261ZM36 49H37V47H36ZM39 49H42V47H41V48L39 47ZM49 49H50V48H49ZM75 49H74V50H75ZM96 49H98V48H96ZM166 49H167V48H166ZM178 49H179V47H178ZM228 49H230V48H228ZM234 49H235V48H234ZM257 49H258V48H257ZM37 50H38V49H37ZM50 50H51V49H50ZM55 50H56V49H55ZM57 50H58V49H57ZM76 50H77V49H76ZM162 50H165V49H162ZM162 50L160 49V51H159V49H158L159 52H158V51H157V52H158V55H159V56L161 55V54H159V53H160ZM201 50H202V49H201ZM207 50H208V49H207ZM248 50H249V49H248ZM69 51H70V50H69ZM102 51H103V50L101 49V52H102ZM107 51H108V50H107ZM109 51H110V50H109ZM111 51H112V50H111ZM111 51H110V52H111ZM153 51H154V50H153ZM165 51H168V50H165ZM172 51H173V50H172ZM186 51H187V48H186ZM193 51H194V50H193ZM195 51H196V49H195ZM202 51H205V49L202 50ZM202 51H201V52H202ZM215 51H216V50H215ZM39 52H41V51L39 50ZM48 52H49V50H48ZM56 52H57V51H56ZM101 52H99V53L101 54ZM144 52H145V51H144ZM157 52H156V53H157ZM229 52H230V51H229ZM67 53H68V52H67ZM73 53H74V51H73ZM75 53H76V51H75ZM202 53H204V52H202ZM209 53H210V52H209ZM233 53H232V55H234ZM238 53H239V52H238ZM41 54H42V53H41ZM165 54H166V53H165ZM197 54L200 55V52L197 53ZM213 54H214V53H212V55H211L212 58H213ZM236 54H237V53H236ZM236 54H235V55H236ZM239 54H240V53H239ZM0 55H1V54H0ZM5 55H7V54H5ZM5 55H1L0 59L3 58V56H5ZM127 55H128V54H127ZM152 55H153V54H152ZM156 55H157V54H156ZM199 55H197V56H199ZM232 55H231V57H232ZM237 55H238V54H237ZM7 56H8V55H7ZM113 56H114V55H113ZM135 56H136V55H135ZM150 56H151V55H150ZM159 56L157 57L156 61H159L158 58H159V59L161 58V57H159ZM165 56H166V55H165ZM168 56H169V55H168ZM171 56H172V55H171ZM208 56H210V55H208ZM26 57H27V56H26ZM114 57H115V56H114ZM145 57H146V55H145ZM201 57H203V55H201ZM204 57H205V55H204ZM204 57H203V58H204ZM211 57H210V58H211ZM253 57H254V56H253ZM7 58H8V57H7ZM21 58H22V57H21ZM28 58H29V57H28ZM75 58H76V57H75ZM81 58H82V57H81ZM96 58H97V57H96ZM123 58H124V56H123ZM152 58L155 59L156 56H155V58H154V56H152ZM163 58H165V57H163ZM219 58H220V57H219ZM251 58H252V57H251ZM117 59H118V58H117ZM144 59H145V58H144ZM146 59H148V58H146ZM161 59H162V58H161ZM200 59H201V58H200ZM207 59H208V58H207ZM216 59H217V58H216ZM1 60H2V62H3V60H5V59H1ZM42 60H44V59H42ZM69 60H70V59H69ZM81 60H82V59H81ZM151 60H152V59H151ZM151 60H150V61H151ZM167 60H168V59H166V60H164V61H166V63H167ZM169 60H170V58H169ZM182 60H183V59H182ZM198 60H199V59H198ZM202 60H203V59H202ZM202 60H201V62H202ZM231 60H233V59H230V61H231ZM108 61H109V60H108ZM110 61H111V60H110ZM147 61H148V60H147ZM176 61H177V60H176ZM199 61H200V60H199ZM203 61H204V60H203ZM209 61H210V59H209ZM211 61H212V60H211ZM211 61H210V62H211ZM213 61H214V60H213ZM21 62H22V61H21ZM82 62H85V61H82ZM82 62H81V64H82ZM137 62H138V61H137ZM143 62H145V61L143 60ZM172 62H173V61H172ZM206 62H207V60H206ZM206 62H205V63H206ZM249 62H250V61H249ZM25 63H26V62H25ZM49 63H50V62H49ZM57 63H58V62H57ZM87 63H89V62H87ZM139 63H141V61H140ZM154 63H155V62H154ZM159 63H160V62H159ZM161 63H163V59H162V62H161ZM177 63H178V62H177ZM179 63H180V62H179ZM185 63H186V62H185ZM192 63H193V62H192ZM192 63H191V64H192ZM199 63H200V62H199ZM207 63H208V62H207ZM228 63H230V62H228ZM228 63H227V64H228ZM247 63H248V62H247ZM250 63H251V62H250ZM23 64H24V63H23ZM55 64H56V62H55ZM79 64H80V63H79ZM113 64H114V63H113ZM128 64H129V63H128ZM145 64H146V63H145ZM151 64H152V63H151ZM169 64H170V63H169ZM169 64L167 63V64H166V67H167ZM183 64H184V63H183ZM188 64H189V63H188ZM203 64H204V62H203ZM203 64H202V65H203ZM208 64H210V63H208ZM227 64H225V66H226ZM25 65H26V64H25ZM49 65H50V64H49ZM160 65H161V64H160ZM162 65H163V64H162ZM205 65H206V64H205ZM229 65H230V64H229ZM235 65H236V64H235ZM0 66H1V62H0ZM35 66L37 67L36 64H35ZM53 66H54V65H53ZM56 66H58V65H56ZM78 66H79V65H78ZM146 66H147V64H146ZM146 66H145V67H146ZM150 66H151V65H150ZM157 66H158V64H157ZM185 66H186V65H185ZM189 66H190V64H189ZM189 66L187 65L186 68L189 67ZM209 66H210V65H206L207 69H208ZM221 66H222V64H221ZM8 67H9V66H8ZM22 67H23V66H22ZM26 67H27V66H26ZM79 67H80V66H79ZM118 67L120 68L121 66H118ZM164 67H165V65H164ZM169 67L171 68L170 65H169ZM183 67H184V66H183ZM197 67H201V66H196V68H197ZM204 67H205V66H204ZM213 67H214V66H213ZM215 67H216V65H215ZM236 67H237V66H236ZM1 68H2V67H1ZM23 68H24V67H23ZM27 68H28V67H27ZM43 68H44V67H43ZM67 68H68V67H67ZM72 68H73V67H72ZM83 68H84V67H83ZM114 68H115V67H114ZM121 68H122V67H121ZM125 68H126V67H125ZM150 68H151V67H150ZM150 68H148V69L150 70ZM173 68H174V67H173ZM194 68H195V66H194ZM201 68H202V67H201ZM201 68H200V69H201ZM216 68L218 69L219 66L217 65ZM216 68H215V69H216ZM226 68H227V67H226ZM238 68H240V67H238ZM248 68H249V67H248ZM10 69H11V68H10ZM29 69H30V68H29ZM49 69H50V66H49ZM115 69H117V68H115ZM143 69H144V67H143ZM148 69H147V71H145V73L147 72V74L149 73V72H148ZM152 69H154V67H153ZM152 69H151V70H152ZM180 69H181V68H180ZM180 69H179V70H180ZM183 69H185V68H183ZM187 69H189V68H187ZM211 69H212V67H211ZM215 69H213V70H215ZM236 69H237V68H236ZM244 69H245V71H247L246 68H244ZM21 70H22V69H21ZM21 70H20V71H21ZM41 70H42V68H41ZM44 70H46V69H44ZM51 70H52V69H51ZM54 70H55V69H54ZM68 70H69V69H68ZM88 70H89V69H88ZM113 70H114V69H113ZM121 70H124V69H121ZM133 70H134V69H133ZM145 70H146V69H145ZM154 70L157 71V70H159V69H158V67H156V69H154ZM169 70H170V69H169ZM190 70H191V69H190ZM190 70H189V71H190ZM196 70H197V69H196ZM202 70H203V69H202ZM213 70H212V71H213ZM239 70H240V69H239ZM242 70H243V68H242ZM4 71H6V69H4ZM20 71H19V72H20ZM33 71H34V70H33ZM37 71H38V70H37ZM57 71H58V69H57ZM139 71H140V70H139ZM142 71H143V70H142ZM164 71H165V70H164ZM185 71H186V70H185ZM194 71H195V70H193V73H194ZM208 71L210 72L209 69H208ZM0 72H1V70H0ZM31 72H32V69H31ZM68 72H69V71H68ZM78 72H79V71H78ZM113 72H114V71H113ZM115 72H117V71H115ZM115 72H114V74H116ZM121 72H122V71H121ZM153 72H154V71H153ZM153 72H152V75H153ZM160 72H161V71H160ZM165 72H166V71H165ZM197 72H199V70H198ZM261 72H262V71H261ZM12 73H13V72H12ZM17 73H18V71H16V74H17ZM35 73H36V72H35ZM37 73H38V72H37ZM50 73H51V72H50ZM71 73H72V72H71ZM122 73H123V72H122ZM163 73H164V72H163ZM176 73H177V72H176ZM178 73H179V72H178ZM185 73H186V72H185ZM185 73H180V74H182V76H183V74H185ZM203 73H204V72H203ZM207 73H208V72H207ZM210 73H211V72H210ZM252 73H253V71H252ZM262 73H263V72H262ZM5 74H6V73H5ZM7 74H8V73H7ZM21 74H22V73H21ZM42 74H43V73H42ZM66 74H67V72H66ZM66 74H65V75H66ZM78 74H79V73H78ZM81 74H83V73H81ZM85 74H86V73H85ZM94 74H95V73H94ZM120 74H121V73H120ZM124 74H125V73H124ZM124 74H122V75L124 76ZM141 74H142V73H141ZM149 74H151V73H149ZM199 74H200V72H199ZM208 74H209V73H208ZM257 74H258V73H257ZM259 74H260V73H259ZM47 75H48V74H47ZM58 75H59V74H58ZM76 75H77V73H76ZM156 75H159V73H156ZM174 75H175V74H174ZM190 75L192 76V74H190ZM194 75H198V73H197V74H194ZM211 75H212V74H211ZM254 75H255V74H254ZM254 75H252V76H254ZM262 75H264V74H262ZM5 76H7V75H5ZM19 76H20V73H19ZM19 76H18V77H19ZM32 76H33V75H32ZM91 76H93V75H91ZM141 76H142V75H141ZM145 76H146V75H145ZM162 76H163V75H162ZM162 76L160 75V77H162ZM176 76L178 77V75H176ZM179 76H180V75H179ZM198 76H200V75H198ZM198 76H197V78H196V76H195L194 79H195V78H196V79H199ZM245 76H247V75H245ZM258 76H260V75H258ZM16 77H17V76H16ZM29 77H30V76H29ZM38 77H39V76H38ZM40 77H41V74H40ZM44 77H45V76H44ZM55 77H56V76H55ZM70 77H71V79H72L73 76H70ZM75 77H76V76H75ZM102 77H104V76H102ZM108 77H109V75H108ZM119 77H120V76H119ZM125 77H126V76H125ZM136 77H137V76H136ZM138 77H139V76H138ZM149 77H150V76H149ZM260 77H262V76H260ZM260 77H257V78H260ZM0 78H1V77H0ZM5 78H6V77H5ZM5 78H4V79H5ZM19 78H20V77H19ZM19 78H18V79H19ZM31 78L33 79L34 77H31ZM36 78H37V76H36ZM36 78H35V79H36ZM41 78H42V77H41ZM143 78H144V77H143ZM162 78H163V77H162ZM173 78H174V76H173ZM180 78H181V76H180ZM253 78H254V77H253ZM78 79H79V77H78ZM108 79H109V78H108ZM141 79H142V78H141ZM176 79L179 80L178 78H176ZM183 79L185 80V78H183ZM183 79H180V80H183ZM194 79H192V80H194ZM246 79H248V78H246ZM254 79H256V76H255ZM6 80H9V79H6ZM16 80H17V78H16ZM50 80H51V79H50ZM53 80H54V79H53ZM59 80H60V79H59ZM59 80H58V81H59ZM80 80H81V77H80ZM80 80H79V81H80ZM105 80H106V78H105ZM111 80H112V79H111ZM132 80H133V79H132ZM134 80H135V79H134ZM172 80H173V79H172ZM172 80H171V81H172ZM177 80H176V81H177ZM184 80H183V82H184ZM192 80H191V83H193ZM203 80H204V79H202V81H201L202 87H204V85H203V83H204ZM261 80H262V79H261ZM25 81H26V80H25ZM28 81H29V80H28ZM30 81H31V80H30ZM73 81H74V79H73ZM95 81H97V80L95 79ZM98 81H99V80H98ZM98 81H97V82H98ZM100 81L102 82V79H101ZM123 81H124V80H123ZM138 81H139V80H138ZM138 81H137V82H138ZM140 81L142 82V80H140ZM146 81L149 82L148 80H146ZM171 81H170L169 84L172 83ZM199 81H200V80H199ZM199 81H198V82H199ZM206 81H207V80H206ZM236 81H237V80H236ZM247 81H248V80H247ZM247 81H245V82H247ZM249 81H250V80H249ZM249 81H248V82H249ZM252 81H253V80H252ZM15 82H16V81H15ZM15 82H14V83H15ZM44 82H46V81H43V83H44ZM119 82H120V80H119ZM178 82H179V81H178ZM183 82H182V83H183ZM198 82H195V83L193 84V86H192V88L194 87V91L198 90L197 88L195 89V87H196L195 84L197 85ZM245 82H244V83H245ZM9 83H11L10 80H9V82H7V84L9 85ZM12 83H13V82H12ZM32 83H34V82H32ZM32 83L30 82L29 84H32ZM35 83H36V80H35ZM57 83H58V82H57ZM99 83H100V82H99ZM109 83H110V82H109ZM180 83H181V82L177 83V85L179 84V87H181V86H180ZM185 83H186V82H185ZM189 83H190V82H188L187 85H188ZM242 83H243V82H242ZM255 83H256V82H255V80H254V84H255ZM7 84H6V85H7ZM47 84H48V83H47ZM74 84H75V83H74ZM96 84H97V83H96ZM112 84H113V81H112ZM138 84H139V83H138ZM144 84H145V87H146V83H144ZM148 84H149V83H148ZM201 84L198 83V85H201ZM238 84H239V83H238ZM240 84H241V83H240ZM250 84H251V83H250ZM254 84L252 83V84H251V87H252V85H254ZM1 85H3V84H1ZM32 85H33V84H32ZM40 85H41V84H40ZM49 85H50V84H49ZM49 85H48V86H49ZM52 85H53V84H52ZM70 85H71V84H70ZM94 85H95V84H94ZM190 85H192V84H190ZM233 85H235V84H233ZM233 85H232V86H233ZM241 85L243 86V84H241ZM247 85H248V83H247ZM247 85L245 84V86H247ZM256 85H257V84H256ZM260 85H261V84H260ZM3 86H4V85H3ZM10 86H11V84H10ZM14 86H15V85H14ZM28 86H29V85H28ZM28 86H27V87H28ZM80 86H81V85H80ZM98 86H99V85H98ZM100 86H101V85H100ZM142 86H143V85H142ZM171 86H175V87H176L175 83H174L173 85H171ZM248 86H249V85H248ZM257 86H258V85H257ZM263 86H264V85H263ZM7 87H8V89H9V86H7ZM34 87H35V85H34ZM36 87H37V86H36ZM96 87H97V86L95 85V88H96ZM165 87H166V86H165ZM186 87H187V86H186ZM239 87H241V86H239ZM251 87H250V88H251ZM258 87H259V86H258ZM37 88H38V87H37ZM83 88H84V87H83ZM108 88H110V87H108ZM146 88H147V87H146ZM146 88H145V90H146ZM150 88H151V87L149 86V89H150ZM152 88H153V87H152ZM183 88H185V87H183ZM192 88H191V89H192ZM198 88H199V87H198ZM248 88H249V87H248ZM248 88H247V89H248ZM38 89H40V88H38ZM38 89H37V90H38ZM73 89H74V88H73ZM75 89H76V88H75ZM91 89H92V88H91ZM106 89H107V88H106ZM110 89H111V88H110ZM141 89H144V88H141ZM168 89H169V88H168ZM237 89H238V88H237ZM237 89H236V90H237ZM239 89H241V88H239ZM243 89H244V87H243ZM71 90H72V88H71ZM77 90H78V91L80 90L81 93L78 92L79 94H82V93H83L82 90H81L80 88H79V89H76V91H77ZM92 90H93V89H92ZM97 90H98V89H97ZM100 90H102V89H100ZM145 90H143V92H144ZM153 90H155V89H153ZM170 90H171V89H170ZM175 90H178L177 87H176V89L174 88V91H175ZM183 90H184V89H183ZM186 90H190V87H189V89H186ZM248 90H249V89H248ZM261 90H262V87H261ZM261 90H259L258 92L260 93ZM73 91H74V93H75V90H73ZM89 91H90V90H89ZM102 91H103V90H102ZM104 91H105V89H104ZM108 91H109V90H108ZM108 91H107V92H108ZM111 91H112V89H111ZM129 91H130V90H129ZM129 91H128V92H129ZM141 91H142V90H141ZM168 91H169V90H168ZM174 91H173V92H174ZM181 91H182V89H181ZM191 91H192V90H191ZM256 91H257V90H256ZM263 91H264V87H263ZM263 91H262V92H263ZM14 92H15V91H14ZM14 92H13V93H14ZM20 92H21V91H20ZM29 92H30V91H29ZM33 92H34V91H32V93H33ZM41 92H42V91H41ZM41 92L39 91V95H40ZM97 92H99V91H97ZM105 92H106V91H105ZM130 92H132V91H130ZM149 92H150V91H149ZM149 92H148V93H149ZM192 92H193V91H192ZM198 92H199V91H198ZM200 92H201V90H200ZM237 92H238V91H237ZM241 92H243V91L240 90L239 93H241ZM250 92H251V91H250ZM253 92H254V90H253ZM258 92H257V93H258ZM68 93H69V92H68ZM78 93H76V94H78ZM91 93H93V92H90V94H91ZM99 93H102V92H99ZM109 93H110V92H109ZM144 93H146V92H144ZM158 93H159V92H158ZM188 93H190V92H188ZM235 93H236V92H235ZM247 93H248V92H247ZM257 93H256V94H257ZM90 94H89V95H90ZM126 94H127V93H126ZM135 94H137V93H135ZM135 94L133 93V96H135ZM190 94H191V93H190ZM198 94H200V93H198ZM261 94H262V93H261ZM3 95H4V94H3ZM29 95H30V94H29ZM34 95H35V93H34ZM71 95H72V94H71ZM94 95H95V94H94ZM94 95H93V97H94L93 100L95 101V96H94ZM98 95H99V94H98ZM98 95H96V96H98ZM101 95H102V94H101ZM103 95H105V93H103ZM110 95H111V93H110ZM129 95L132 96V94H130V93H129ZM137 95H138V94H137ZM145 95H146V94H145ZM148 95H149V94H148ZM152 95H153V94H152ZM155 95H156V94H155ZM203 95H204V94H203ZM208 95H209V94H208ZM208 95H207V96H208ZM238 95H239V94H238ZM246 95H247V94H246ZM253 95H254V94H253ZM253 95H252V96H253ZM262 95H264V94H262ZM262 95H261V96H262ZM75 96H76V95H75ZM91 96H92V94H91ZM133 96H132V97H133ZM142 96H143V95H142ZM239 96H240V95H239ZM239 96H238V97L235 96V97H237V99L241 100V97L239 98ZM12 97H13V96H12ZM30 97H31V96H30ZM30 97H29V98H30ZM32 97H33V95H32ZM35 97H36V96H35ZM98 97H99V96H98ZM101 97H102V98H103V97H106V95H105V96H101ZM107 97H108V95H107ZM129 97H130V96H129ZM135 97H136V96H135ZM245 97H246V96H245ZM249 97H251V94H249ZM249 97H247V98H249ZM262 97H263V96H262ZM262 97H261V98H262ZM2 98H3V97H2ZM27 98H28V97H27ZM27 98H26V99H27ZM36 98H38V97H36ZM64 98H65V96H64ZM75 98L77 99L78 97H75ZM80 98H81V96H80ZM156 98H157V97H155V99H156ZM200 98H202V97H200ZM203 98H204V96H203ZM205 98H206V97H205ZM209 98H210V97H209ZM252 98H253V97H251L250 99L253 100ZM8 99H9V97H8ZM82 99H84V98L82 97ZM82 99H81V100H82ZM98 99H99V98H98ZM108 99H109V98H108ZM110 99H111V98H110ZM127 99H128V98H127ZM127 99H126V100H127ZM131 99H132V98H131ZM135 99H136V98H135ZM141 99H142V98H141ZM143 99H144V98H143ZM242 99H243V98H242ZM245 99H246V98H244V100H243L244 102H245V101H247V102L249 101V100H245ZM27 100H28V99H27ZM32 100L35 101L34 98H32ZM36 100H37V99H36ZM74 100H75V99H74ZM79 100H80V99H79ZM99 100H102V99H99ZM117 100H118V99H117ZM124 100H125V99H124ZM221 100H222V99H221ZM235 100H236V98H235ZM239 100H238V102H237V100H236V102L239 103V104H241V102H239ZM255 100H256V99H255ZM56 101H57V100H56ZM60 101H61V100H60ZM111 101H113V100H111ZM139 101H140V100H139ZM143 101H144V100H142L141 102H143ZM153 101H154V99H153ZM157 101H158V99H156V102H157ZM163 101L165 102V100H163ZM198 101H200V100H198ZM202 101H203V99H202ZM207 101H208V100H206V102H207ZM222 101H223V100H222ZM222 101H221L220 103H222ZM228 101H230V100H228ZM24 102H25V101H24ZM35 102H37V101H35ZM67 102H68V101H67ZM73 102H74V101H73ZM79 102H80V101H79ZM81 102H82V101H81ZM99 102H100V101H99ZM109 102H110V101H109ZM119 102H120V101H119ZM121 102H122V101H121ZM124 102H125V101H124ZM128 102H130V99H129ZM156 102H155V103H156ZM164 102H163V103H164ZM166 102H167V101H166ZM166 102L164 103V105L166 104ZM218 102H219V101H218ZM230 102H232V101H230ZM58 103H59V102H58ZM70 103H72V102H70ZM82 103H83V102H82ZM86 103H87V102H86ZM103 103H104V102H103ZM122 103H123V102H122ZM132 103L134 104V102H131V104H132ZM138 103L140 104V102H136L135 104H138ZM144 103H145V101H144ZM144 103H143V104H144ZM157 103H158V102H157ZM208 103H210V102H208ZM223 103H224V101H223ZM5 104H7V103H4V105H5ZM10 104H11V103H10ZM19 104H20V103H19ZM31 104H32V102H31ZM62 104H64V103H61V105H62ZM66 104H67V103H66ZM117 104H118V103H117ZM152 104H154V103L152 102ZM152 104H150V106H151ZM161 104H162V102H161ZM201 104H202V103H201ZM203 104H204V103H203ZM203 104H202V105H203ZM210 104H213V103H210ZM214 104H216V102H215ZM34 105H35V103H34ZM34 105H33V106H34ZM71 105H72V104H71ZM80 105H81V104H80ZM83 105H84V103H83ZM97 105H98V104H97ZM147 105H148V107H149V104H147ZM155 105H157V104H154V106L152 105L153 108L156 107ZM205 105L208 106L209 104H208V105L205 104ZM217 105H220V104H217ZM241 105H242V104H241ZM255 105H256V104H255ZM257 105H258V104H257ZM44 106H45V105H44ZM46 106H47V105H46ZM56 106H57V105H56ZM65 106H66V105H65ZM67 106H69V105L67 104ZM74 106H75V105H74ZM141 106H142V105H141ZM152 106H151V107H152ZM157 106H159V103H158ZM160 106H161V105H160ZM209 106H210V105H209ZM212 106H213V105H212ZM226 106H227V105H226ZM243 106H244V105H242V107H243ZM3 107H4V106H2V108H3ZM18 107H19V105H18ZM31 107H32V106H31ZM54 107H55V106H54ZM70 107L72 108V106H70ZM79 107H81V106H79ZM86 107H87V106H86ZM91 107L93 108V106H91ZM95 107H96V106H95ZM126 107H127V105H126ZM133 107H134V106H133ZM136 107H137V105H136ZM139 107H140V105H139ZM139 107H138V108H139ZM146 107H147V106H145V108H146ZM167 107H168V106H167ZM196 107H199V106H196ZM215 107H216V106H215ZM255 107H258V106H255ZM6 108H8V107L6 106ZM64 108H65V107H64ZM83 108H84V107H83ZM92 108H91V109H92ZM131 108H132V107H130V109H131ZM134 108H135V107H134ZM138 108H137V109H138ZM140 108H141V107H140ZM143 108H144V107H143ZM157 108H158V107H157ZM4 109H5V108H4ZM39 109H40V108H39ZM41 109H42V108H41ZM51 109H52V108H51ZM53 109H54V108H53ZM58 109H59V108H58ZM60 109H62V107H61ZM98 109H99V108H97V110H98ZM108 109H109V108H108ZM113 109H114V108H113ZM118 109H119V108H118ZM128 109H129V108H128ZM135 109H136V108H135ZM135 109H134V110H135ZM146 109H147V108H146ZM158 109H159V108H158ZM162 109H163V108H162ZM164 109H165V108H164ZM164 109H163V110H164ZM167 109H168V108H167ZM167 109H166V110H167ZM210 109H211V108H210ZM210 109H209V110H210ZM218 109H219V108H218ZM233 109H237V108H234V107H233ZM239 109H240V108H239ZM2 110H3V109H2ZM92 110H93V109H92ZM92 110H91V111H92ZM111 110H112V108H111ZM131 110H132V109H131ZM134 110H133V112H134ZM144 110H145V109H144ZM153 110H154V109H153ZM163 110H162V111H163ZM169 110H170V108H169ZM190 110H191V109H190ZM240 110H242V109H240ZM243 110H244V109H243ZM246 110H247V108H246ZM246 110H245V111H246ZM249 110L251 111V108H249ZM253 110H254V109H253ZM0 111H1V110H0ZM12 111H13V110H12ZM20 111H21V110H20ZM55 111H56V110H55ZM64 111H66V109H64ZM136 111L139 112L140 109H138V110H136ZM155 111H156V108H155ZM159 111H160V110H159ZM159 111L157 110V112H159ZM164 111H165V110H164ZM207 111H208V110H207ZM210 111H211V110H210ZM219 111H220V109H219ZM245 111H244V112H245ZM57 112H58V111H57ZM59 112H60V111H59ZM59 112H58V113H59ZM88 112L90 113V111H88ZM93 112H94V110H93ZM113 112H114V111H113ZM141 112H142V111H141ZM144 112H145V111H144ZM149 112H150V111H149ZM191 112H194V111H191ZM191 112H190V113H191ZM208 112H209V111H208ZM215 112H216V111H215ZM215 112H214V113H215ZM232 112H236V111H235V110H234V111L232 110ZM241 112H242V111H241ZM17 113H18V112H17ZM61 113H62V111H61ZM91 113H92V112H91ZM96 113H99V112H96ZM100 113H101V112H100ZM118 113H119V112H118ZM122 113H123V112H122ZM135 113H136V112H134V115H137V114H135ZM142 113H143V112H142ZM142 113L139 114V116L141 115L140 117H137V116H136V117H137L138 119H139V118H143ZM155 113H156V112H155ZM173 113H174V112H173ZM202 113H203V112H202ZM242 113H243V112H242ZM249 113L252 114L253 112H248L247 114H249ZM68 114H69V113H68ZM71 114H72V113H71ZM93 114H95V112H94ZM93 114H92V115H93ZM109 114H110V113H109ZM119 114H121V113H119ZM149 114H150V113H149ZM153 114H154V113H152L151 115H153ZM191 114H193V113H191ZM203 114H204V113H203ZM230 114H231V112H230ZM230 114L227 113V115H229V116H230ZM13 115H14V114H13ZM26 115H27V114H26ZM26 115H25V116H26ZM31 115H32V114H31ZM37 115H38V114H37ZM37 115H34V116L36 117ZM41 115H42V114H41ZM53 115H54V114H53ZM56 115H58V114H56ZM56 115H55V117H57ZM59 115H61V114H59ZM83 115H84V113H83ZM96 115H97V114H96ZM134 115H132V116H134ZM146 115H147V112H146ZM166 115H167V114H166ZM193 115H195V114H193ZM234 115H235V114H234ZM242 115H243V114H242ZM242 115H240V116H242ZM25 116H24V117H25ZM28 116H29V115H27L26 117H28ZM32 116H33V115H32ZM32 116H31V117H32ZM89 116H90V115H89ZM120 116H122V115H120ZM155 116H156V115H155ZM199 116H200V115H199ZM231 116H232V114H231ZM236 116H237V114H236ZM236 116H234V118L232 117L233 121H232V120H231V121H232L233 123H234V121H235V120H234L235 118H237V119L240 120V118H238V117H236ZM243 116H244V115H243ZM247 116H248V115H247ZM252 116H255V113H254V115H252ZM252 116L249 115V118L252 117ZM26 117H25V119H26ZM61 117H62V116H61ZM64 117H65V116H64V114H63V119H62V120H64ZM86 117H88V116H86ZM99 117H100V116H99ZM134 117H135V116H134ZM144 117H145V116H144ZM164 117H165V116H164ZM173 117H175V116H173ZM181 117H182V115H180V118H181ZM191 117H193V116H191ZM219 117H220V119L222 118L221 116H219ZM48 118H49V116H48ZM57 118H58V117H57ZM66 118H67V117H66ZM71 118H72V116H71ZM92 118H93V117H92ZM213 118H215V117H213ZM223 118H224V117H223ZM246 118H247V117H246ZM18 119H19V118H18ZM42 119H43V118H42ZM49 119H50V118H49ZM51 119H53V118H51ZM183 119H184V118H183ZM189 119H190V118H189ZM192 119H193V118H192ZM192 119L189 120V121H192ZM194 119H195V117H194ZM194 119H193L192 122H194ZM224 119H225V118H224ZM224 119H222V120H224ZM228 119H229V121H230V118H227V119H225V120L228 121ZM33 120H34V119H33ZM37 120H38V119H37ZM58 120L60 121L59 118H58ZM67 120H68V118H67ZM67 120H66V121H67ZM129 120H130V119H129ZM139 120H141V119H139ZM186 120H187V119H186ZM215 120H216V119H215ZM3 121H4V120H3ZM13 121H14V120H13ZM20 121H21V118H20ZM26 121H27V120H26ZM48 121H49V120H48ZM50 121H51V120H50ZM59 121H58V122H59ZM68 121H69V120H68ZM68 121H67V122H68ZM76 121H77V120H76ZM76 121H75V122H76ZM80 121H81V120H80ZM91 121H92V120H91ZM100 121H101V120H100ZM103 121H104V120H103ZM114 121H115V120H114ZM118 121H119V120H118ZM130 121H131V120H130ZM184 121H185V120H184ZM231 121H230V123H231ZM14 122H15V121H14ZM29 122H31V121H27V123H29ZM62 122H63V121H62ZM67 122H66V124H67ZM71 122H72V121H71ZM73 122H74V120H73ZM87 122H89V121H87ZM116 122H117V121H116ZM116 122H115V123H116ZM140 122H142V121H139L138 123L140 124ZM170 122H171V121H170ZM172 122H173V121H172ZM187 122H188V121H187ZM224 122H225V124H226V121H224ZM244 122H246V120H245ZM248 122H249V121H247L246 123H248ZM15 123H16V122H15ZM19 123H20V122H19ZM31 123H32V122H31ZM69 123H70V121H69ZM79 123H80V122H79ZM98 123H99V122H98ZM174 123H175V122H174ZM183 123H185V122H183ZM188 123H190V122H188ZM219 123H220V122H219ZM246 123H244V124L241 125V128H242V126H243V129H242L243 131H244V125L247 126ZM0 124H1V123H0ZM20 124H21V123H20ZM20 124H18V126H20ZM47 124H48V122H47ZM47 124L45 123V125H47ZM57 124H58V123H57ZM71 124H72V123H71ZM73 124H74V123H73ZM85 124H86V123H85ZM85 124H84V125H85ZM91 124H92V123H91ZM95 124H96V123H95ZM111 124H112V122H111ZM175 124H176V123H175ZM210 124H211V123H210ZM225 124H224V126H225ZM6 125H7V123H6ZM21 125H22V124H21ZM23 125H24V124H23ZM32 125H33V124H30V123H29V127L32 126ZM42 125H43V124H42ZM59 125H60V124H59ZM84 125H83V126H84ZM113 125H114V124H113ZM141 125H142V124H141ZM141 125H140V127H141ZM173 125H174V124H173ZM212 125H213V123H212ZM229 125H230V124H229ZM255 125H256V124H255ZM1 126H2V125H1ZM34 126H35V125H34ZM38 126H39V125H38ZM62 126H63V125H62ZM95 126L97 127L98 125H95ZM99 126H100V125H99ZM99 126H98L97 128H99ZM115 126H116V125H115ZM115 126H114V127H115ZM117 126H118V125H117ZM117 126H116V127H117ZM168 126H169V125H168ZM217 126H218V124H217ZM26 127H27V126H26ZM47 127H48V126H47ZM51 127H52V126H51ZM91 127H93V126L91 125ZM124 127H125V126H124ZM155 127H156V126H155ZM155 127H154V129H152V130H155ZM183 127H184V126H183ZM212 127H213V126H212ZM212 127H210V128H212ZM225 127H226V126H225ZM225 127H224V128H225ZM10 128H11V127H10ZM16 128H17V127H16ZM27 128H28V127H27ZM35 128L38 130L37 127H35ZM58 128H59V127H58ZM67 128H68V127H67ZM97 128H95V129H97ZM117 128H118V127H117ZM125 128H126V130H127V127H125ZM161 128H163V127H161ZM161 128H158V131H159V129H161ZM230 128H231V129L233 128V127H232V124H231ZM246 128H247V127H246ZM2 129L4 130V128H2ZM12 129H13V128H12ZM19 129H21V127H20ZM25 129H26V128H25ZM28 129H29V128H28ZM28 129H27V130H28ZM33 129H34V128H33ZM59 129H60V128H59ZM92 129H93V128H92ZM99 129H100V128H99ZM118 129L120 130L121 128H118ZM123 129H124V128H123ZM164 129H165V128H164ZM213 129H215V128L213 127ZM213 129H212V131L214 132ZM226 129H227V128H226ZM231 129H230V130H231ZM233 129H234V128H233ZM233 129H232V130H233ZM237 129H238V128H237ZM10 130H11V129H10ZM30 130H32V129H30ZM39 130H40V129H39ZM68 130H70V129L68 128ZM71 130H73V129H71ZM119 130H118V131H119ZM124 130H125V129H124ZM124 130H122V132H124ZM156 130H157V128H156ZM156 130H155V131H156ZM162 130H163V129H162ZM224 130H225V129H224ZM242 130H241V132H242ZM249 130H250V128H249ZM0 131H1V130H0ZM23 131H24V130H23ZM28 131H29V130H28ZM28 131H25V132L27 133ZM34 131H35V130H34ZM66 131H67V130H66ZM78 131H79V130H78ZM100 131H101V130H100ZM100 131H99V132H100ZM144 131H145V130H144ZM148 131H149V130H148ZM148 131H147V132H148ZM174 131H175V130H174ZM212 131H209V132H212ZM218 131H219V130H218ZM218 131H217V132H218ZM220 131H221V130H220ZM220 131H219V132H220ZM227 131H229V130L227 129ZM247 131H248V130H247ZM15 132H16V131H15ZM17 132H18V131H17ZM68 132H69V131H68ZM68 132H67V133H68ZM125 132H126V131H125ZM149 132H150V131H149ZM149 132H148V133H149ZM151 132H152V131H151ZM165 132H166V131H165ZM167 132H168V130H167ZM244 132H245V131H244ZM260 132H261V131H260ZM262 132H263V130H262ZM9 133H10V132H9ZM11 133H12V132H11ZM37 133H38V132H37ZM75 133L79 134V132H77V131H75ZM91 133H92V132H91ZM91 133H90V134H91ZM102 133H103V132H102ZM120 133H121V131H120ZM178 133H179V132H178ZM229 133H230V132H229ZM233 133H234V132H233ZM245 133H246V132H245ZM249 133H250V132H249ZM256 133H257V132H256ZM256 133H254V134H256ZM17 134H18V133H17ZM19 134H20V133H19ZM24 134H25V133H24ZM60 134H62V133H60ZM70 134H71V133H70ZM80 134L82 135V132H81ZM87 134H88V133L86 132V135H87ZM100 134H101V133H100ZM107 134H108V133H107ZM114 134H115V133H114ZM181 134H182V133H181ZM197 134H198V133H197ZM201 134H202V133H201ZM213 134H214V133H213ZM246 134H247V133H246ZM246 134H245V135H246ZM257 134H258V133H257ZM22 135H23V134H22ZM22 135H20V136L22 137ZM28 135H30V133H29ZM34 135H35V134H34ZM51 135H52V134H51ZM84 135H85V134H84ZM121 135H122V134H121ZM123 135H124V134H123ZM125 135H126V134H125ZM127 135H128V134H127ZM155 135H156V134H155ZM160 135H161V134H160ZM164 135H165V134H164ZM169 135H170V134H169ZM169 135H168V136H169ZM211 135H212V133H211ZM216 135H218V134H216ZM233 135H234V134H233ZM251 135H253V134L251 133ZM261 135H262V134H261ZM23 136H24V135H23ZM52 136H53V135H52ZM60 136H61V135H60ZM64 136H65V135H64ZM68 136H69V135H68ZM79 136H80V135H79ZM98 136H101V135H98ZM132 136H133V135H132ZM149 136H150V134H149ZM209 136H210V135H209ZM209 136H208V139H210ZM214 136H215V134H214ZM214 136H213V137H214ZM238 136H239V135H238ZM18 137H19V136H18ZM25 137H26V135H25ZM27 137H28V136H27ZM29 137H30V136H29ZM55 137H56V136H55ZM55 137H54V138H55ZM66 137H67V136H66ZM74 137H75V136H74ZM74 137H73V138H74ZM82 137H83V135H82ZM134 137H135V136H134ZM156 137H157V136H156ZM162 137H164V136H162ZM169 137H171V136H169ZM213 137L211 136V138H213ZM216 137H218V136H216ZM235 137H236V135H235ZM242 137H243V135H242ZM84 138H85V137H84ZM98 138H99V137H98ZM135 138H136V137H135ZM135 138H134V139H135ZM147 138H148V137H147ZM239 138H240V137H239ZM7 139H8V138H7ZM20 139H21V138H20ZM22 139H23V138H22ZM45 139H46V138H45ZM56 139H57V137H56ZM68 139H69V137H68ZM76 139H77V136H76ZM105 139H106V138H105ZM131 139H132V137H131ZM152 139H153V138H151V139H149V140H152ZM154 139H155V136H154ZM154 139H153V143H154ZM157 139H158V138H157ZM168 139H169V138H168ZM168 139H167V140H168ZM199 139H200V138H199ZM234 139H238V138H234ZM234 139H233V142L235 141ZM48 140H49V139H48ZM72 140H74V139H72ZM96 140H98V139H96ZM96 140H95V141H96ZM128 140H129V139H128ZM128 140L126 139V141H128ZM136 140H137V139H136ZM136 140H135V141H136ZM139 140H140V138H139ZM142 140H143V139H142ZM145 140H146V138H145ZM149 140H148V141H149ZM185 140H186V139H185ZM188 140H189V138H188ZM188 140H186V141H188ZM214 140H215V138H214ZM214 140H213V141H214ZM257 140L259 141L260 139H257ZM16 141H17V140H16ZM22 141H23V140H22ZM52 141H53V140H52ZM61 141H62V140H61ZM64 141H65V138H64ZM68 141H69V140H68ZM74 141H75V140H74ZM74 141H73V144L75 143ZM95 141H94V142H95ZM121 141H122V140H121ZM121 141H120V142H121ZM123 141L125 142V139H124ZM123 141H122V142H123ZM133 141H134V140H133ZM135 141H134V142H135ZM146 141H147V140H146ZM186 141H185V142H186ZM231 141H232V139H231ZM237 141H238V140H237ZM3 142H4V140H3ZM20 142H21V141H20ZM27 142H28V141H27ZM27 142H26V143H27ZM55 142H56V141H55ZM55 142H54V143H55ZM78 142H79V140H78ZM92 142H93V141H92ZM120 142H119V143H120ZM136 142L138 143V140H137ZM142 142L144 143V141H142ZM142 142H141V144H143ZM150 142H151V141H150ZM174 142H176V141H174ZM191 142H192V141H191ZM206 142H207V141H206ZM251 142H252V141H251ZM34 143H35V141H34ZM41 143H42V141H41ZM54 143H52V144H54ZM88 143H89V142H88ZM128 143H129V145H130V142H129V141H128ZM147 143H149V142H147ZM159 143H160V142H159ZM170 143H172V142H170ZM187 143H188V142H187ZM192 143H193V142H192ZM212 143H213V142H212ZM215 143H216V142H215ZM248 143H249V142H248ZM23 144H24V143H22V145H23ZM69 144H70V142H69ZM76 144H81V143H75L74 146H75ZM92 144H93V143H92ZM122 144H123V143H122ZM131 144H132V143H131ZM144 144H145V143H144ZM179 144H181V143H179ZM204 144H205V143H204ZM209 144L211 145V142H210ZM263 144H264V143H263ZM112 145L115 146L116 144H115V145L112 144ZM189 145H190V144H189ZM247 145H248V144H247ZM256 145H257V144H256ZM36 146H37V144L35 145V147H36ZM58 146H59V145H58ZM74 146H73V147H74ZM85 146H86V145H85ZM117 146H118V145H116V147H117ZM120 146H121V145H120ZM131 146H132V145H130L129 147H131ZM135 146H136V148L134 147V149H135V150H138V149H137V144H136ZM151 146H153V145H151ZM154 146H155V145H154ZM154 146H153V148H154ZM179 146H180V145H179ZM184 146L186 147V144H185ZM187 146H188V145H187ZM190 146H191V145H190ZM206 146H207V145H205V147H206ZM55 147H56V146H55ZM60 147H61V146H60ZM60 147H57L56 150H57L58 148H59L58 150H60ZM69 147H70V146H69ZM71 147H72V146H71ZM77 147H79V146H76V148H77ZM155 147H156V146H155ZM203 147H204V146H203ZM214 147H215V146H214ZM247 147H248V146H247ZM53 148H54V147H53ZM119 148H120V147H119ZM131 148H132V147H131ZM151 148H152V147H151ZM153 148H152V149H153ZM156 148H157V147H156ZM162 148H164V147H162ZM162 148H161V149H162ZM169 148H170V147H168V149H169ZM190 148H191V147H190ZM190 148L188 147V149H190ZM194 148H195V147H194ZM207 148H208V147H206L205 149H207ZM244 148H245V147H244ZM251 148H252V146H251ZM253 148H254V147H253ZM6 149H7V148H6ZM13 149H14V148H13ZM38 149H39V151H40L41 148H38V147H37V150H38ZM79 149H80V148H79ZM132 149H133V148H132ZM168 149H167V150H168ZM172 149H173V148H172ZM172 149L170 148V150H172ZM177 149H178V148H177ZM180 149H181V148H180ZM184 149H185V148H184ZM186 149H187V147H186ZM188 149H187V151H188ZM195 149H196V148H195ZM208 149H209V148H208ZM14 150H15V149H14ZM31 150H32V147H31ZM31 150H29V153L31 152ZM37 150H36V151H37ZM76 150H77V152L79 151L78 149H76ZM80 150H81V149H80ZM135 150H133V151L135 152ZM155 150H156V149H154L153 151L155 152ZM158 150H159V148H158ZM162 150H164V149H162ZM175 150H176V149H175ZM237 150H239V149H237ZM243 150H244V149H243ZM36 151H34V153H36ZM44 151H45V150H44ZM60 151H61V150H60ZM69 151H70V150H68V152H69ZM115 151H116V150H115ZM122 151H123V150H122ZM133 151H132V152H133ZM151 151H152V150H151ZM173 151H174V150H173ZM173 151L171 152V154L173 153ZM181 151H183V150H181ZM193 151H195V150L193 149ZM193 151H190V150H189V151L187 152V153H189V155H190L189 158H191V159H192L193 156L191 157L190 152L192 153ZM203 151H204V150H203ZM208 151H209V150H208ZM239 151H240V150H239ZM245 151H247V150H245ZM250 151H251V150H250ZM65 152H66V154L68 153L67 151H65ZM73 152L75 153V151H73ZM134 152H133V153H134ZM161 152H164V151H161ZM161 152H160V153H161ZM184 152H186V151H184ZM196 152H197V149H196ZM196 152H195V154H196ZM206 152H207V151H206ZM243 152H244V151H242V154H243ZM5 153H6V152H5ZM14 153H15V152H14ZM58 153H60V152L58 151ZM69 153H70V152H69ZM138 153H139V155H140V152H138ZM147 153H148V151H147ZM177 153H178V152H177ZM212 153H213V152H212ZM212 153H211V151H210V154H212ZM234 153H235V152H234ZM42 154H43V152H42ZM44 154H46V153H44ZM126 154H127V153H126ZM130 154H131L132 161L135 160L136 158L133 159L132 155L137 154V151H136V153H134V154H132V153H130ZM166 154H168V153H166ZM173 154H174V155L176 154L175 151H174ZM173 154H172V155H173ZM180 154H181V153H180ZM192 154H193V153H192ZM201 154H202V152H200V155H201ZM205 154H206V153H205ZM205 154H204V155H205ZM207 154H208V156H210L209 152H208ZM207 154H206V155H207ZM242 154H240V158H241V157H246L244 154H243L244 156H241ZM247 154H248V153H247ZM262 154H263V153H262ZM9 155H10V154H9ZM16 155H17V153H16ZM32 155H33V153H32ZM39 155H40V154H39ZM116 155H117V153H115V156H116ZM118 155H119V154H118ZM176 155H177V154H176ZM183 155H184V154H183ZM187 155H188V154H187ZM233 155H234V154H233ZM233 155H231V156H233ZM235 155H238V152H237ZM13 156H14V155H13ZM30 156H31V155H30ZM35 156H36V155H35ZM104 156H105V155H104ZM126 156H127V155H126ZM128 156H129V154H128ZM136 156H138V154H137ZM59 157H60V155H59ZM116 157H118V156H116ZM138 157H140V156H138ZM144 157H146V155H145ZM148 157H149V156H148ZM152 157H153V156H152ZM159 157H160V156H159ZM159 157H158V158H159ZM164 157H165V156H163V158H164ZM166 157H169V154L166 155ZM172 157H173V156H172ZM180 157H181V156H180ZM180 157H179V158H180ZM186 157H187V156H186ZM229 157H230V156H229ZM236 157H237V156H236ZM7 158H8V157H7ZM65 158H66V157H65ZM104 158H105V157H104ZM158 158H157V159H158ZM161 158H162V155H161ZM170 158H171V156L169 157V159H170ZM184 158H185V155L183 156V159H184ZM187 158H188V157H187ZM200 158H201V157L199 156V159H200ZM204 158H205V156H204ZM210 158H212V157H210ZM210 158H209V159H210ZM227 158H228V157H227ZM238 158H239V155H238ZM238 158L235 159V158L232 157V159H234L235 162L237 161ZM240 158H239V159H240ZM20 159H21V158H20ZM20 159H19V162L22 161V159H21V160H20ZM105 159H106V158H105ZM146 159H148V158L146 157ZM166 159H167V158H166ZM166 159H164V160H166ZM169 159H168V160H169ZM185 159H186V158H185ZM194 159H195V158H194ZM199 159H198V160H199ZM209 159H208V161H209ZM212 159H213V158H212ZM230 159H231V158H230ZM241 159H242V158H241ZM241 159H240V163H241L242 161H244V159H243V160H241ZM88 160H90V159L88 158ZM93 160H94V158H93ZM95 160H96V159H95ZM168 160H167V162H168ZM175 160H177V159L175 158ZM175 160H173V161L171 160V163L173 162V166H174V164H175L176 166H177V164H178V162L175 163V162H176ZM181 160H182V158H181ZM181 160H180V161H181ZM192 160H193V159H192ZM202 160L204 161V159H202ZM210 160H211V159H210ZM215 160H216V158H215ZM245 160H246V159H245ZM259 160H260V159H259ZM259 160H258V161H259ZM35 161H36V160H35ZM114 161H115V160H114ZM117 161H118V158H117V160H116L115 162L117 163ZM119 161H120V160H119ZM148 161H149V159H148ZM148 161L145 162V164L148 163ZM153 161H154V159H153ZM153 161H152V162H153ZM174 161H175V162H174ZM177 161H178V160H177ZM180 161H179V162H180ZM185 161L188 162V160H182V162H185ZM189 161H190V160H189ZM195 161H196V160H195ZM211 161H212V160H211ZM222 161H223V160H222ZM227 161H228V160H227ZM227 161L225 160V163H226ZM229 161H230V160H229ZM263 161H264V160H263ZM50 162H52V161H50ZM150 162H151V161H150ZM154 162H156V161H154ZM157 162H158V161H157ZM162 162H163V159H162ZM167 162H165V164H166ZM182 162H181V163H182ZM220 162H221V161H220ZM235 162H233V163H235ZM252 162H253V161H252ZM261 162H262V161H261ZM16 163H17V162H16ZM80 163H81V162H80ZM130 163H132V162H130ZM133 163H134V162H133ZM158 163L161 164V162H158ZM163 163H164V162H163ZM188 163H189V162H188ZM191 163H192V162H191ZM207 163H210V161L207 162ZM222 163H223V162H221V164H222ZM236 163H237V162H236ZM257 163L259 164V162H256L255 164H257ZM5 164H6V163H5ZM5 164H3V165H5ZM50 164H51V163H50ZM142 164H143V163H142ZM149 164H150V163H149ZM153 164H154V163H153ZM168 164H169V163H168ZM179 164H180V163H179ZM182 164H183V163H182ZM182 164L179 165V167H181V166H185L184 164H183V165H182ZM185 164H186V162H185ZM231 164H232V160H231ZM237 164H238V163H237ZM243 164H244V163H243ZM252 164L254 165V163H252ZM252 164H251V165H252ZM7 165H8V164H7ZM10 165H11V164H10ZM12 165H13V164H12ZM15 165H16V164H15ZM44 165H45V164H44ZM84 165H85V164H84ZM119 165H120V164H119ZM122 165H123V164H122ZM146 165H147V164H146ZM150 165H152V164H150ZM157 165L159 166V164H157ZM166 165H167V164H166ZM228 165H229V164H228ZM228 165H225V164H224L223 167H224V166H228ZM238 165H239V164H238ZM238 165H237V166H238ZM245 165H247V164H245ZM248 165H250V163H249ZM248 165H247V166H248ZM17 166H18V165H17ZM19 166H20V165H19ZM80 166H83V165H80ZM80 166H79V167H80ZM87 166H88V165H87ZM90 166H93V164H92V165H89V168H86V169H90ZM103 166H104V165H103ZM117 166H118V165H117ZM152 166H153V165H152ZM154 166H155V165H154ZM168 166H169V165H168ZM168 166H167V168L165 167L166 170H168ZM217 166H218V164H217ZM235 166H236V165H235ZM247 166H246V167H247ZM256 166H257L259 169H261V168L259 167L260 165H259V166H258V165H255V166H253V167H256ZM261 166H262V165H261ZM15 167H16V166H15ZM21 167H22V166H21ZM46 167H47V166H46ZM50 167H51V166H50ZM121 167H122V166H121ZM170 167H171V166H170ZM170 167H169V168H170ZM179 167H177V168H179ZM6 168H7V167H6ZM75 168H76V165H75ZM75 168H74V170H76ZM91 168H92V167H91ZM93 168H94V166H93ZM93 168H92V169H93ZM142 168H144V167L142 166ZM147 168H148V167H147ZM151 168H152V167H151ZM155 168H156V167H155ZM159 168H161V167H159ZM165 168L162 167L160 170L162 171V170L164 169V171H166ZM173 168H174V167H173ZM248 168H249V167H247V169H248ZM16 169H17V168H16ZM71 169H72V168H71ZM79 169H80V168H79ZM86 169H85V170H86ZM139 169H140V168H139ZM145 169H146V167H145ZM153 169H154V168H153ZM227 169H228V168H227ZM234 169H235V168H234ZM242 169H243V167H242ZM245 169H246V168H245ZM255 169H257V168H255ZM255 169H254V170H255ZM262 169H263V168H262ZM2 170H3V168H2ZM6 170H7V169H6ZM6 170H5L4 174L7 172ZM9 170L11 171V168H9ZM12 170H14V171L16 172V170L14 169V165H13V169H12ZM20 170H21V169H20ZM34 170H36V169L34 168ZM68 170H69V169H68ZM77 170H78V168H77ZM134 170H135V168H134ZM142 170H143V169H142ZM146 170H148V169H146ZM146 170H145V171H146ZM171 170H172V168H171ZM224 170H225V169H224ZM235 170H236V169H235ZM239 170L241 171V168H240V167H239ZM3 171H4V170H3ZM14 171H12V173H14ZM69 171H70V170H69ZM152 171L155 172V170H152ZM164 171H162V172H164ZM168 171H169V170H168ZM168 171H166V173H167ZM240 171H239V172H240ZM248 171H249V170H248ZM256 171H257V170H256ZM30 172H31V171H30ZM30 172H28V173H30ZM35 172H36V171H35ZM54 172H55V171H54ZM59 172H60V171H59ZM59 172H58V175H59ZM66 172H67V171H66ZM135 172H136V171H135ZM173 172H174V171H173ZM173 172H172V173H173ZM231 172H232V171H231ZM241 172H245V171H241ZM241 172H240V173H241ZM28 173H27V174H28ZM31 173H32V172H31ZM56 173H57V171H56ZM61 173H62V172H61ZM67 173H68V172H67ZM71 173H72V172H71ZM76 173H77V172H76ZM95 173H96V172H95ZM128 173H129V171H128ZM136 173H137V172H136ZM136 173H134V175H133L132 178H134V176L136 175ZM146 173H147V171H146ZM158 173H159V172H157V174H158ZM166 173H165V174H166ZM170 173H171V171H170ZM170 173L168 174V176L170 175ZM236 173L238 174L237 171L235 172V174H236ZM253 173H254V172H253ZM261 173L263 174V172H261ZM52 174H53V173H51V175H52ZM77 174H78V173H77ZM100 174H102V173H100ZM126 174H127V173H126ZM155 174H156V172H155ZM160 174H161V173H160ZM243 174H244V173H243ZM7 175H8V176L10 175V178H8V177H6V178H8V180H11V178H12V177H11L12 174L10 173V174H7ZM16 175H18L17 172H16ZM61 175H63V174H61ZM61 175H60V176H61ZM102 175H105V174H102ZM129 175H130V174H129ZM141 175H143V171H142V174H141ZM144 175H145V174H144ZM144 175H143V176H144ZM152 175H154V174H152ZM161 175H162V174H161ZM163 175H164V173H163ZM166 175H167V174H166ZM173 175H174V174H173ZM173 175H170L169 177H171V176H173ZM225 175H226L225 177H227V179H228L227 174H225ZM246 175H247V174H246ZM257 175H258V174H257ZM26 176H27V175H26ZM29 176L32 177L31 174L28 175V177H29ZM60 176H58V177H60ZM96 176H97V175H96ZM111 176H112V175H111ZM130 176H132V175H130ZM130 176H129V177H130ZM146 176H147V175H146ZM146 176H145V177H146ZM149 176H150V175H149ZM159 176H160V175H159ZM159 176H158V177H159ZM223 176H224V175H223ZM229 176H230V175H229ZM236 176H239V177H240V175H236ZM4 177H5V176H4ZM28 177H27V179H28ZM51 177H52V179H53V176H51ZM54 177H55V176H54ZM58 177H57V175H56V178H58ZM135 177H136V176H135ZM150 177H151V176H150ZM154 177H155V176H154ZM166 177H167V176H166ZM239 177H238V178H239ZM13 178H15V177H13ZM23 178H24V177H23ZM25 178H26V177H25ZM40 178H41V177H40ZM60 178H61V177H60ZM63 178H65V177H63ZM75 178H77V175H76ZM122 178H123V177H122ZM127 178H128V177H127ZM140 178H141V177H139V179H140ZM152 178H153V176H152ZM163 178H164V176H163ZM199 178H200V177H199ZM231 178H232V177H231ZM231 178L229 177V179H231ZM238 178L236 177V179H238ZM250 178H251V177H250ZM250 178H249V180H247V185H250V184L253 182V181H251V183H250V180H251ZM252 178H254V177H252ZM260 178H261V180H262L263 177H260ZM52 179H51V180H52ZM83 179H84V178H83ZM92 179L94 180V178H92ZM105 179H107V178H105ZM108 179H109V178H108ZM120 179H121V178H120ZM124 179H125V178H124ZM154 179H155V178H154ZM164 179H165V178H164ZM168 179L170 180V178H168ZM168 179H166V180H168ZM204 179H205V177H204ZM204 179L200 178L201 181H202V180H203V181H206V180H207V179H206V180H204ZM242 179H243V177H242ZM2 180H4V179H2ZM8 180H5L4 183L7 184L6 181H8ZM51 180L49 179L50 182H49V181H47V182H48V183L53 182V181H51ZM59 180H60V179H59ZM128 180H130V179L128 178ZM141 180H142V178H141ZM145 180H146V179H145ZM172 180H173V179H172ZM172 180H171V181H172ZM208 180H209V179H208ZM218 180H219V179H218ZM224 180H225V179H224ZM224 180H223V181H224ZM231 180H233V178H232ZM239 180H240V179H239ZM244 180H246V179H244ZM256 180H257V177H256ZM256 180H255V181H256ZM261 180H259V181H261ZM11 181H12V180H11ZM54 181H56V183L58 182L57 180H54ZM61 181H62V179H61ZM79 181H80V180H79ZM104 181H105V180H104ZM132 181H133V179H132ZM134 181L136 182V180H134ZM143 181H144V180H143ZM155 181H156V180H155ZM223 181H222V182H223ZM248 181H249V183H248ZM257 181H258V180H257ZM257 181H256V183H257ZM8 182H9V181H8ZM65 182H66V180H65ZM138 182H140V181H138ZM141 182H142V181H141ZM156 182H158V181H156ZM209 182H210V180H209ZM232 182L234 183V181H232ZM235 182H236V181H235ZM9 183H10V182H9ZM9 183H8V184H9ZM34 183H35V182H34ZM36 183H37V182H36ZM38 183H40V182H38ZM43 183H45V180H44ZM59 183H60V182H59ZM66 183H68V182H66ZM96 183H97V182H96ZM110 183L112 184V182H110ZM131 183H132V182H131ZM131 183H130V184H131ZM150 183H151V182H150ZM176 183L178 184V185H176V188H177L178 186H181L180 184H182V183L179 184V182H177V180H176ZM189 183H190V182H189ZM189 183H188V184H189ZM213 183H214V182H213ZM239 183H240V182H239ZM2 184H3V183H2ZM8 184H7V185H8ZM41 184H42V183H41ZM130 184H128V185L131 186ZM143 184H144V183H143ZM172 184H173V183H172ZM224 184H225V183H224ZM235 184H238V180H237V183H235ZM243 184H244V183H243ZM257 184H258V183H257ZM257 184H256V185H253V186H257ZM14 185H15V184H14ZM34 185L36 186V184H34ZM42 185H44V184H42ZM42 185H41V186H42ZM48 185H49V184H48ZM48 185H46V187H47ZM118 185H119V184H118ZM123 185H124V184H123ZM128 185H127V186H128ZM139 185H140V184H139ZM189 185H190V184H189ZM192 185H194V184H192ZM210 185H212V184L210 183ZM213 185H214V184H213ZM216 185H217V184H216ZM219 185L221 186L222 184H219ZM241 185H242V184H241ZM251 185H252V184H251ZM263 185H264V184H263ZM27 186H28V185H27ZM29 186H32V184L29 185ZM44 186H45V185H44ZM124 186H125V185H124ZM124 186H123V187H124ZM136 186H138V185H136ZM136 186H135V187H136ZM174 186H175V185H174ZM190 186H191V185H190ZM204 186H205V185H204ZM220 186H219V187H220ZM243 186H245V188H246V185H245V184H244ZM12 187H14V186H12ZM24 187H25V185H24ZM32 187H33V186H32ZM39 187H40V186H39ZM54 187H55V186H54ZM59 187L61 188L62 186L59 185ZM123 187H121V188L123 189ZM133 187H134V186H132V188H133ZM171 187H172V186H171ZM171 187H170V189H171ZM184 187H185V186H184ZM192 187H193V186H192ZM206 187H208V185H206ZM209 187H210V186H209ZM221 187H222V186H221ZM234 187H235V186H234ZM234 187H232V188L234 189ZM241 187H242V186H240V188H241ZM250 187H251V186H250ZM48 188H49V187H48ZM55 188L58 189L57 187H55ZM60 188H59V189H60ZM104 188H105V187H104ZM115 188H116V187H115ZM115 188H114V189H115ZM167 188H168V187H167ZM178 188H179V187H178ZM178 188H177V189H178ZM185 188H187V187H185ZM235 188L237 189L238 187H235ZM240 188H239V189H240ZM21 189H23V187H21ZM35 189H36V188H35ZM40 189H42V188L40 187ZM44 189H45V188H44ZM56 189H54V190H56ZM61 189H62V188H61ZM70 189H71V188H70ZM119 189H120V188H119ZM170 189H169V190H170ZM173 189H174V187H173ZM177 189H176V190H177ZM226 189H227V188H226ZM239 189H238V190H239ZM241 189H242V188H241ZM14 190H15V189H14ZM23 190H24V189H23ZM46 190H47V189H45V191H46ZM50 190H51V188H50ZM54 190H53V191H54ZM84 190H85V189H84ZM111 190H112V189H111ZM133 190H134V189H133ZM142 190H143V189H142ZM149 190H150V188H149ZM178 190L180 191V188H179ZM185 190H186V189H185ZM190 190H191V189H190ZM229 190H230V191H229ZM229 190H227L228 193L230 192V195H233V193L231 194V192H234V191H233V190L231 191V189H229ZM249 190H250V189H249ZM18 191H20V190H18ZM18 191H17V192H18ZM24 191H25V190H24ZM129 191H130V190H129ZM134 191H135V190H134ZM134 191H132V192H134ZM171 191H172V190H171ZM181 191H182V190H181ZM183 191H184V190H183ZM188 191H189V190H188ZM224 191L226 192V190H224ZM22 192H23V191H22ZM47 192H48V191H47ZM49 192H51V191H49ZM84 192H85V191H84ZM130 192H131V191H130ZM132 192H131V194H132ZM136 192H137V191H136ZM141 192H142V191H141ZM167 192H168V191H167ZM185 192H186V193H185ZM185 192H182V193H183V194H184V193L187 194V191H185ZM206 192H207V191H206ZM222 192H223V191H222ZM237 192H238V191H237ZM237 192L235 191L234 193L237 194ZM85 193H86V192H85ZM102 193H103V192H102ZM115 193L117 194V192H115ZM147 193H148V192H147ZM169 193H170V191H169ZM171 193H173V192H171ZM171 193H170V194H171ZM177 193H180V192H177ZM182 193H181V194H182ZM228 193H224V194H228ZM245 193H246V192H245ZM19 194H20V193H19ZM47 194H48V193H47ZM78 194H79V193H78ZM104 194H105V192H104ZM124 194H125V193H124ZM124 194H123V195H124ZM126 194H127V193H126ZM170 194H169V195H170ZM183 194H182L181 196H184V195H185V194H184V195H183ZM255 194H256V193H255ZM20 195H21V194H20ZM33 195H34V194H33ZM48 195H49V194H48ZM59 195H61V194L59 193ZM62 195H63V197H64V195H65V197H66V193H65V194H62ZM114 195H115V194H114ZM117 195H119V194H117ZM138 195H139V194H138ZM142 195H143V194H142ZM148 195H149V194H148ZM167 195H168V193H167ZM175 195H176V194H175ZM177 195H179V194H177ZM177 195H176V196H177ZM193 195H195V194H193ZM245 195H246V194H244L243 196H245ZM22 196H23V194H22ZM100 196H101V195H100ZM105 196H106V195H105ZM120 196H121V195H120ZM145 196H146V195H145ZM176 196L173 195V197H175V198H176ZM188 196H189V195H188ZM195 196H197V195H195ZM195 196H194V197H195ZM223 196L226 197V199H227V197H228L227 195H226V196L223 195ZM235 196H236V195H235ZM238 196H239V195H238ZM256 196H257V195H256ZM13 197H14V196H13ZM16 197H17V196H16ZM23 197H24V196H23ZM40 197H41V196H40ZM63 197H62V200H65L66 198L63 199ZM118 197H119V196H118ZM127 197H129V195H128ZM131 197H132V196H131ZM142 197H143V196H141V198H142ZM147 197H148V196H147ZM166 197H167V196H166ZM190 197H191V196H190ZM190 197H189V198H190ZM197 197H199V196H197ZM209 197H210V196H209ZM211 197H212V196H211ZM211 197H210V198H211ZM216 197H217V196H216ZM224 197H223V198H224ZM240 197H241V196H240ZM21 198H22V197H21ZM114 198H116V197H114ZM137 198H138V197H137ZM148 198H149V197H148ZM168 198H170V197L168 196ZM191 198H192V197H191ZM207 198H208V197H207ZM210 198H209V199H210ZM235 198H236V197H235ZM241 198H242V197H241ZM241 198H238V200H240ZM12 199H13V198H12ZM12 199H11V201H12ZM101 199H102V197H101ZM104 199H105V197H104ZM109 199H110V197H109ZM146 199H147V198H146ZM166 199H167V198H166ZM176 199H177V198H176ZM176 199H173V200H176ZM186 199H187V196H186ZM215 199H218V198L213 197V200H215ZM9 200H10V199H9ZM18 200H19V199H18ZM85 200H86V199H85ZM126 200H127V199H126ZM130 200H131V199H130ZM140 200H141V199H140ZM144 200H145V199H144ZM150 200H151V197L149 198V201H150ZM169 200H170V199H169ZM182 200H184V199L182 198ZM195 200H196V199H195ZM195 200H194V201H195ZM235 200H236V199H235ZM235 200L233 199V201H235ZM247 200H248V199H247ZM4 201H5V200H3L2 202H4ZM13 201H14V200H13ZM67 201H69V200H67ZM67 201H66V202H67ZM82 201H83V200H82ZM123 201H124V200H123ZM128 201H129V200H128ZM134 201H136V199L133 200V203H134ZM146 201H148V199H147ZM149 201H148V205L150 204ZM177 201H178V199H177L175 202H177ZM194 201H191V202L193 203V205L195 204ZM211 201H212V200H211ZM224 201H226V200H224ZM233 201H231V202H233ZM6 202H7V200H6ZM69 202H70V201H69ZM69 202H68V203H69ZM74 202H75V201H74ZM74 202H73V203H74ZM90 202H91V201H90ZM94 202H95V201H94ZM170 202H171V200H170ZM172 202H173V201H172ZM184 202H185V201H184ZM198 202H199V201H197L196 203H198ZM202 202H203V201H202ZM209 202H210V200H209ZM231 202H230V205H229V206H231V204H233V203H231ZM238 202H239V201H238ZM245 202H246V201H245ZM247 202H248V201H247ZM249 202H250V201H249ZM38 203H39V202H38ZM38 203H37V204H38ZM95 203H96V202H95ZM100 203H101V202H100ZM105 203H106V202H105ZM124 203H125V202H124ZM177 203H178V202H177ZM180 203H181V201H180ZM182 203H183V202H182ZM186 203H187V202H186ZM189 203H190V202H188V204H186L185 208L189 207V206L192 204V203H191V204L189 205ZM199 203H200V202H199ZM217 203H218V202H217ZM225 203H226V202H225ZM251 203H252V202H251ZM9 204H10V203H9ZM11 204H12V202H11ZM142 204H143V202H142ZM144 204H146V202H145ZM164 204H166V203L164 202ZM169 204H170V203H169ZM173 204H175V203H173ZM173 204H172V206H173ZM183 204H184V203H183ZM183 204H182V205H183ZM234 204H235V203H234ZM236 204H237V203H236ZM236 204H235V207H234V206H231L230 208L233 207V208L236 210ZM246 204H247V203H245V205H246ZM252 204H253V203H252ZM97 205H98V204H97ZM126 205H127V204H126ZM126 205H125V206H126ZM151 205H152V204H151ZM175 205H176V204H175ZM184 205H185V204H184ZM187 205H189V206H187ZM196 205H197V204H196ZM241 205H244L243 202H242V200H241ZM241 205L239 204V206H241ZM247 205H248V204H247ZM247 205H246V207H247ZM249 205H251V204H249ZM0 206H1V202H0ZM15 206H16V205H15ZM65 206H66V205H65ZM67 206H68V205H67ZM67 206H66V208H67ZM81 206H82V205H81ZM145 206H146V205H145ZM149 206H150V205H149ZM154 206H156V205H154ZM170 206H171V205H170ZM179 206H181V205H178V207H177L178 209H179ZM229 206H228V207H229ZM239 206H238V207H239ZM252 206H253V205H252ZM252 206H251V207H252ZM258 206H259V205H258ZM2 207H3V205H2ZM39 207H40V209H41V206L38 205V206H37V210L39 209ZM56 207H57V206H56ZM87 207H88V206H87ZM90 207H91V205H90ZM97 207H98V206H97ZM141 207H142V206H141ZM158 207H159V206H157L156 209H158ZM163 207H164V206L162 205V210H163ZM193 207H194V206H192L191 208H193ZM200 207H201V206H200ZM200 207H198V210H199ZM211 207H212V205H210V208H211ZM249 207H250V206H249ZM251 207H250V208H251ZM255 207H256V205H255ZM30 208H31V207H30ZM49 208H50V207H49ZM53 208H54V207H53ZM78 208H79V207H78ZM123 208H124V207H123ZM137 208H138V206H137ZM137 208H136V209H137ZM169 208H170V207H169ZM172 208H173V207H172ZM181 208H184V207H181ZM189 208H190V207H189ZM189 208H188V210H190ZM210 208H209V209H210ZM243 208H244V207H243ZM262 208H263V207H262ZM1 209H2V208H1ZM6 209H8V208H6ZM9 209H10V208H9ZM32 209H33V207H32ZM144 209H145V208H144ZM149 209H150V208H149ZM174 209H175V208H174ZM178 209H177V210H178ZM194 209H195V208H194ZM244 209H245V208H244ZM247 209H248V208H247ZM247 209H245V210H243V211L245 212V211H247ZM256 209H257V207L255 208L254 211H256ZM3 210H4V209H3ZM19 210H20V207H19ZM19 210H18V214L20 215ZM44 210L46 211V209H44ZM95 210H96V209H95ZM139 210H140V209H139ZM139 210H138V211H139ZM145 210H146V209H145ZM152 210H153V209H152ZM162 210H161V208H160V211H161V212H162ZM170 210H171V208H170ZM172 210H173V209H172ZM175 210H176V209H175ZM177 210H176V211H177ZM182 210H183V209H182ZM195 210H197V209H195ZM200 210H201V209H200ZM226 210H227V209H226ZM232 210H233V209H232ZM237 210H238V209H237ZM237 210H236V211H237ZM251 210H252V209H250V211H251ZM4 211H6L7 213L9 212V210H8V211H7V210H4ZM10 211H11V209H10ZM22 211H23V210H22ZM30 211H31V210H30ZM71 211H72V210H71ZM75 211H76V210H75ZM140 211H141V210H140ZM146 211H147V210H146ZM149 211H150V210H149ZM168 211H169V210H168ZM176 211H175V212H176ZM178 211H180V210H178ZM186 211H187V210H186ZM191 211H193V209H192ZM201 211H202V210H201ZM229 211H230V210H229ZM243 211H241V213H242ZM260 211H261V210H260ZM11 212H12V211H11ZM13 212H14V210H13ZM28 212H29V211H28ZM36 212H37V211H36ZM38 212L40 213L41 211L38 210ZM55 212H56V211H55ZM60 212H61V210H60ZM93 212H94V211H93ZM152 212H154V210H153ZM155 212H156V211H155ZM166 212H167V210H166ZM166 212H165V214H166ZM173 212H174V211H173ZM173 212L170 211V213H173ZM189 212H190V211H189ZM197 212H198V214H197ZM197 212H195V213H196L198 216H199L202 212H203V215H204V211H202V212L197 211ZM233 212H234V211H233ZM233 212H232V213H233ZM9 213H10V212H9ZM9 213H8V215H10ZM21 213H24V212H21ZM33 213H35V212L33 211ZM33 213H31V214H33ZM42 213H43V211H42ZM47 213H48V211H47ZM94 213H95V212H94ZM147 213H148V215H149V212H147ZM150 213H151V212H150ZM168 213H169V212H168ZM184 213H185V212H184ZM229 213L231 214V212H227L228 215H229ZM246 213H250V212H246ZM251 213H253V212L251 211ZM251 213H250V214H251ZM3 214H4V213H3ZM12 214H13V213H12ZM25 214H26V212H25ZM31 214H30V216H31ZM44 214H45V213H44ZM56 214H57V213H56ZM56 214H55V215H56ZM58 214H59V213H58ZM70 214H71V212H70ZM90 214H91V213H90ZM139 214L141 215V213H139ZM144 214H146V213H144ZM152 214H154V213H152ZM155 214H157V213H155ZM158 214H160V213H158ZM178 214H179V213H178ZM207 214H208V213H207ZM227 214H226V215H227ZM235 214H238V213L235 212ZM250 214H249V216H250ZM253 214H255V213H253ZM16 215H17V212H15V216H16ZM19 215H17V217H18ZM40 215H41V213H40ZM72 215H73V214H72ZM74 215H75V214H74ZM87 215H88V214H87ZM99 215H100V214H99ZM102 215H103V214H102ZM150 215H151V214H150ZM187 215H189V214H187ZM187 215H186V216L184 215V216H185V217H188ZM193 215H194V214H193ZM203 215H200V216L203 217ZM208 215H209V214H208ZM208 215H206V220L209 221V222H211L210 220L207 219V216H208ZM233 215H234V214H233ZM239 215H240V213H239ZM241 215H242V214H241ZM246 215H247V214H246ZM263 215H264V214H263ZM15 216H14V214H13V217H14V218H15ZM43 216H44V215H43ZM51 216H52V215H51ZM63 216H64V215H63ZM135 216H136V215H135ZM153 216H154V215H153ZM165 216H166V215H165ZM198 216H197V218H198ZM200 216H199V217H200ZM209 216H210V215H209ZM249 216H248V217H245V218H249ZM254 216H255V215H254ZM254 216H253V217H254ZM0 217H1V215H0ZM26 217H27V216H26ZM36 217H37V216H36ZM41 217H42V216H41ZM54 217H55V216H54ZM56 217H57V216H56ZM65 217H66V216H65ZM69 217H70V215H69ZM97 217H99V216H97ZM127 217H128V216H127ZM155 217L157 218L156 215H155L153 218L155 219ZM161 217H162V216H161ZM185 217H184L183 219L180 218L179 220H180V221H181V219L184 220ZM189 217H190V215H189ZM191 217H192V216H191ZM202 217H201V218H202ZM225 217L227 218V216H225ZM228 217H229V216H228ZM237 217H238V216H237ZM2 218H3V217H2ZM8 218H9V216H8ZM20 218H21V217H19V220H20ZM45 218H46V216L44 217V219H45ZM137 218H138V217H137ZM137 218H136V219H137ZM145 218H146V217H145ZM147 218H148V217H147ZM164 218H165V217H164ZM164 218H163V219H164ZM166 218H167V216H166ZM173 218H174V217H173ZM177 218H178V217H177ZM195 218H196V217H195ZM208 218H209V217H208ZM226 218H224V219H226ZM235 218H236V217L234 216V219H235ZM239 218H242V217H239ZM0 219H1V218H0ZM10 219H11V221H13L12 218H10ZM10 219H9V221H10ZM21 219H24V218H21ZM46 219H47V218H46ZM51 219H52V218H51ZM58 219H59V218H58ZM66 219H67V218H66ZM73 219H75V218H73ZM92 219H94V218H92ZM96 219H97V218H96ZM139 219H140V218H139ZM141 219H142V218H141ZM157 219H158V218H157ZM192 219H193V218H192ZM199 219H200V218H199ZM209 219H210V218H209ZM229 219H230V218H229ZM234 219H233V221L235 222ZM262 219H264V218H262ZM42 220H43V219H42ZM52 220H53V219H52ZM85 220H86V219H85ZM89 220H90V219H89ZM152 220H153V219H152ZM161 220H162V218H161L159 221H161ZM168 220H169V218L166 220V223H167ZM179 220L177 219V221H179ZM186 220H187V218H186ZM186 220L184 221L185 226L187 225L186 222L189 223V221H188V220L186 221ZM202 220H203V219H202ZM206 220H205V222H207ZM242 220H244V219H242ZM252 220H253V219H252ZM0 221H1V220H0ZM16 221L18 222V219H16ZM53 221H54V220H53ZM55 221H56V220H55ZM61 221H62V220H61ZM67 221H69V220H67ZM75 221H76V219H75ZM83 221H84V220H83ZM97 221H98V220H97ZM154 221H155V220H154ZM163 221H164V220H163ZM175 221H176V220H175ZM175 221L173 220V224H174V225H176V224H175ZM192 221H193V220H192ZM192 221H191V222H192ZM212 221H214V220H212ZM233 221H231V222H233ZM237 221H238V218L236 219V222H237ZM249 221L251 222V220H249ZM4 222H5V221H4ZM4 222H3V223H4ZM7 222H8V221H7ZM21 222H22V221H21ZM36 222H37V221H36ZM42 222H43V221H42ZM56 222H57V221H56ZM71 222H72V221H71ZM76 222H77V221H76ZM94 222H95V219H94ZM138 222H139V221H138ZM157 222H158V221H157ZM201 222H202V223H201V225H202V224H203V221H201ZM240 222H241V221H240ZM240 222H239V223H240ZM244 222H245V221H244ZM244 222H243V223H244ZM246 222H247V220H246ZM254 222H255V220H254ZM258 222H259V221H258ZM263 222H264V221L261 222V219H260V223H263ZM3 223H2V224L0 223V224L3 225ZM5 223H6V222H5ZM49 223H50V222H49ZM51 223H52V222H51ZM63 223H64V222H63ZM63 223H62V224H63ZM65 223H66V221H65ZM81 223H82V222H81ZM97 223H98V225L100 224L99 222H97ZM103 223H104V222H103ZM120 223H121V222H120ZM124 223H125V222H124ZM150 223H151V221H150ZM150 223H149V224H150ZM168 223H169V222H168ZM170 223H171V221H170ZM170 223H169V224H170ZM176 223H177V222H176ZM178 223H179V222H178ZM195 223H196V222H195ZM207 223H208V222H207ZM216 223H217V222H216ZM224 223H225V222H224ZM251 223H252V222H251ZM89 224H90V223H89ZM121 224L123 225V223H121ZM132 224L134 225L135 223H132ZM137 224H138V223H137ZM158 224H159V223H158ZM163 224H164V223H163ZM197 224H198V222L196 223V225H197ZM204 224H206V223H204ZM204 224H203V225H204ZM213 224H214V223H213ZM219 224H220V223H219ZM232 224H233V223H232ZM256 224L258 225V223H256ZM256 224H255V225H256ZM74 225H75V224H74ZM74 225H73V226H74ZM92 225H93V224H92ZM159 225H160V224H159ZM159 225H158L157 227H159ZM167 225H168V224H167ZM167 225H166V226H167ZM177 225H178V224H177ZM180 225H181V227L178 225L177 228L180 227L181 230H182V228H184L185 226H184L183 224H180ZM182 225H183V226H182ZM193 225H194V224H193ZM201 225H200V227H201ZM234 225H236V224H233V226H234ZM242 225H244V224H242ZM253 225H254V224H253ZM253 225H251V226L253 227ZM255 225H254V226H255ZM257 225H256V226H257ZM263 225H264V224H262V225H260V226H263ZM3 226H5V225H3ZM6 226H7V225H6ZM52 226H54V224H53ZM55 226H56V225H55ZM71 226H72V225H71ZM86 226H87V224H86ZM101 226H102V225H101ZM135 226H138V225H135ZM209 226H211L210 223H209ZM212 226H213V225H212ZM212 226H211V227H212ZM214 226H215V224H214ZM227 226H228V225H227ZM237 226H238V225H237ZM244 226H246V225H244ZM260 226H257V227H259V230H256V232H257V231H260V228H261ZM68 227H69V226H68ZM89 227H90V226H89ZM126 227H130V226H126ZM138 227H139V226H138ZM151 227H152V225H151ZM162 227H163V226H162ZM162 227H161V228H162ZM164 227H165V226H164ZM197 227H199V226H197ZM204 227H205V226H204ZM207 227H208V225H207ZM211 227H208V228H211ZM241 227L243 228V226H241ZM263 227H264V226H263ZM3 228H4V227H3ZM34 228H36V227H34ZM49 228H51V227H49ZM83 228H84V227H83ZM83 228H82V229H83ZM121 228H122V226H121ZM124 228H125V227H124ZM145 228H146V227H145ZM148 228L151 229L150 227H148ZM148 228H147V229H148ZM159 228H160V227H159ZM159 228H158V229H159ZM188 228H189V227H188ZM195 228H196V227H195ZM214 228H217V227H214ZM225 228H226V227H225ZM247 228H248V226H247ZM0 229H1V227H0ZM29 229H30V228H29ZM39 229H40V228H39ZM54 229H56V227H55ZM54 229H53V231H54ZM110 229H111V227H110ZM110 229H109V230H110ZM117 229H118V228H117ZM122 229H123V228H122ZM127 229H128V228H127ZM155 229H156V228H155V226H154V229H152V230H155ZM158 229H157V230H158ZM163 229H164V231H165V228H163ZM163 229H162V230H163ZM172 229H173V228H172ZM189 229H191V227H190ZM189 229H187V230H189ZM193 229H194V227H193ZM196 229H197V228H196ZM199 229H200V228H199ZM202 229H203V228H202ZM202 229H201V230H202ZM212 229H213V228H211V230H212ZM223 229H224V228H223ZM250 229H251V228H250ZM253 229H254V228H253ZM48 230H49V229H48ZM74 230H76V229H74ZM109 230H108V231H109ZM129 230H131V229H129ZM157 230H155V233H158ZM160 230H161V229H160ZM204 230L206 231V229H204ZM204 230H203V231H204ZM207 230H208V229H207ZM216 230L218 231V228H217ZM221 230H222V229H221ZM237 230H238V229H237ZM242 230H243V229H242ZM254 230H255V229H254ZM37 231H38V230H37ZM46 231H47V230H46ZM164 231L162 232V234H161V232H160V234H161V235L165 234ZM169 231H170V230H169ZM172 231L174 232V230H172ZM172 231H170V232H172ZM179 231H180L179 228H178V231H177V229H176V235H175V236H178V232H179ZM182 231H183V230H182ZM196 231H197V230H196ZM196 231H195V232H196ZM213 231H215V230L213 229ZM225 231H226V230H225ZM240 231H241V228H240ZM240 231L238 230L237 232H240ZM246 231H247V229H246ZM246 231L244 230V234H245ZM250 231H251V230H250ZM250 231H249V234L251 233ZM30 232H31V231H30ZM33 232H34V231H33ZM110 232H111V231H110ZM117 232H118V231H117ZM130 232H131V231H130ZM146 232H147V231H146ZM186 232H189V231H186ZM198 232L200 233V230H199ZM201 232H202V231H201ZM207 232H208V231H207ZM207 232H206V234H211V233H207ZM209 232H210V231H209ZM241 232H243V231H241ZM252 232H253V231H252ZM261 232H262V231H261ZM261 232H258V233H261ZM42 233H43V232H42ZM76 233H77V232H76ZM78 233H79V232H78ZM103 233H104V232H103ZM133 233H134V232H133ZM155 233L153 232L154 235H156ZM167 233H168V232H167ZM183 233H184V232H183ZM190 233H191V232H190ZM190 233H189V234H190ZM204 233H205V232H204ZM215 233H217V232H215ZM215 233H214V234H215ZM220 233H221V232H220ZM220 233H218V235H219ZM224 233H225V232H224ZM227 233H228V232H227ZM232 233L234 234V231H233ZM263 233H264V232H263ZM53 234H54V233H53ZM74 234H75V233H74ZM120 234H121V236H119L120 238L124 237V236H122V233H120ZM151 234H152V233H151ZM153 234H152V235H153ZM168 234H169V233H168ZM172 234H173V233H172ZM172 234H170V236H171ZM184 234H185V233H184ZM189 234H188V236H189V239H190V236H192V234H191V235H189ZM200 234H201V233H200ZM200 234H199V235H200ZM212 234H213V233H212ZM212 234H211V235H212ZM222 234H223V231H222ZM222 234H220V235H222ZM233 234H230V235H232V236L234 237ZM236 234H238V233H236ZM239 234H240V233H239ZM244 234H243V235H244ZM247 234H248V232H247ZM33 235H34V234H33ZM49 235H50V234H49ZM66 235H67V234H66ZM78 235H79V234H78ZM109 235H110V234H109ZM123 235H124V234H123ZM143 235H144V232H143ZM196 235H197V234H196ZM202 235H203V233H202ZM223 235H224V234H223ZM225 235H226V234H225ZM225 235H224V236H225ZM230 235H229V236H230ZM240 235H241V234H240ZM243 235H242V236H243ZM251 235H254V233H251ZM258 235H259V237H262V236H263L262 234H258ZM260 235H262V236H260ZM23 236H24V235H23ZM41 236H44V235L42 234ZM41 236H40V237H41ZM81 236H83V235L81 234ZM110 236H111V235H110ZM125 236H126V235H125ZM144 236H145V235H144ZM173 236H174V234H173ZM175 236H174V237H175ZM181 236H182V233L180 234V237H177V238H180V240H181ZM205 236H206V235H205ZM236 236H239V235H236ZM26 237H27V235H26ZM48 237H49V239H48V241H49V240H50V236H47V238H48ZM55 237H56V236H55ZM55 237H54V238H55ZM148 237H150V236H148ZM171 237H172V236H171ZM186 237H187V235H186ZM194 237H196V236L194 235ZM194 237H193V239H194ZM206 237H207V236H206ZM212 237H214V236H212ZM226 237H227V235H226ZM226 237H225V238H226ZM246 237H248V236H246ZM246 237H244V238L246 239ZM250 237H251V238H250ZM255 237H257V236H255ZM259 237H258V238H259ZM263 237H264V236H263ZM263 237H262V238H263ZM76 238H77V237H76ZM86 238H88V237L86 236ZM143 238H144V237H143ZM161 238H162V237H161ZM165 238H166V236H165ZM167 238H168V237H167ZM187 238H188V237H187ZM215 238H216V236H215ZM223 238H224V237H223ZM240 238H241V239H244L243 237H240ZM240 238H237V241H238V239L240 240ZM249 238L251 239V240H249V241L254 240V239H252L253 237L250 236V235H249ZM249 238H248V239H249ZM258 238H256V239H258ZM18 239H19V238H18ZM30 239H31V238H30ZM37 239H38V238H37ZM57 239H58V237H57ZM62 239H64V238H62ZM79 239H80V238H79ZM79 239H78V240H79ZM122 239H123V238H122ZM134 239H136V237H135ZM152 239H153V237H152ZM157 239H159V237H157ZM172 239H173V238H172ZM183 239H184V237H183ZM199 239H201V237H200ZM206 239H207V238H206ZM206 239H205V240H206ZM209 239H211V237L208 238V240H209ZM220 239H221V237H220ZM234 239H235V237H234ZM248 239H247V240H248ZM60 240H61V239H60ZM86 240H87V239H86ZM88 240H89V239H88ZM95 240H96V239H95ZM95 240H94V241H95ZM104 240H105V239H104ZM126 240H127V239H126ZM136 240H137V239H136ZM142 240H143V239H142ZM150 240H151V239H150ZM160 240H161V239H160ZM160 240H159V241H160ZM184 240H185V239H184ZM197 240H198V239H197ZM202 240H204V239H202ZM208 240H207L206 242L209 243ZM213 240H214V239H213ZM216 240H217V242H218V240H219V236H218V239H216ZM216 240H215V241H216ZM31 241H32V240H31ZM34 241H35V240H34ZM53 241H54V240H53ZM63 241H64V240H63ZM70 241H71V240H70ZM96 241H97V240H96ZM138 241H139V240H138ZM152 241H153V240H151V242H152ZM157 241H158V240H157ZM157 241H156V242H157ZM168 241L170 242L169 238H168ZM168 241H167V243H168ZM182 241H183V240H182ZM182 241H181V242H182ZM187 241H188V239H187ZM195 241H196V240H195ZM199 241H200V240H199ZM199 241H198V242H199ZM215 241H212V243H214ZM219 241H220V240H219ZM222 241H224V240H222ZM228 241H229V240H228ZM245 241H246V240H245ZM249 241H247V242H245V243H248ZM257 241H258V240H257ZM38 242H39V241H38ZM51 242H52V241H51ZM77 242H78V241H77ZM122 242H123V241H122ZM136 242H137V241H136ZM140 242H141V241H140ZM143 242H144V241H143ZM183 242H184V241H183ZM183 242H182V243H183ZM198 242L196 241V243L199 245V247H200V245H204V244H205V243H202L203 241H202V242L200 241L202 244H199ZM217 242H216V243H217ZM235 242H236V240L233 241V239H232V243H234V244L238 243V244H237V245H238V250L240 249V251H241L242 248H240L241 246L239 247V245H241V243H240V242H236V243H235ZM258 242H259V241H258ZM18 243H19V242H18ZM87 243H88V242H87ZM137 243H138V242H137ZM144 243H146V245H148V244H147L148 241H147V242H144ZM152 243H153V242H152ZM157 243H158V242H157ZM167 243H166V244H167ZM171 243H172V240H171ZM179 243H180V241H179ZM189 243H190V242H189ZM189 243H185V242H184L183 244H185V246H186V245L189 244ZM216 243H214V244H216ZM220 243L223 244V242H220ZM225 243H227V242H225ZM239 243H240V244H239ZM255 243H256V242H255ZM40 244H41V241H40ZM64 244H65V243H64ZM68 244H69V243H68ZM68 244H65V245L69 246ZM142 244H143V243L141 242V246H146V245H144V244L142 245ZM168 244H169V243H168ZM218 244H219V243H218ZM228 244H229V243H228ZM256 244H257V243H256ZM256 244H254L253 247H255ZM258 244H259V243H258ZM54 245H55V244H54ZM60 245H61V244H60ZM84 245H85V244H84ZM139 245H140V244H139ZM139 245H138V247H139ZM189 245L191 246V243H190ZM189 245H187V247H188ZM207 245H208V244H207ZM216 245H217V244H216ZM229 245H230V244H229ZM243 245H244V243H243ZM243 245H242V246H243ZM246 245H247V244H246ZM252 245H253V244H252ZM61 246H62V245H61ZM72 246H73V245H72ZM79 246H80V245H79ZM88 246H89V245H88ZM170 246H171V244H170ZM175 246H176V245H175ZM190 246H189V247H190ZM193 246H194V245H193ZM193 246H192V247H193ZM195 246H196V245H195ZM52 247H54V246H52ZM52 247H51V249H52ZM59 247H60V246H59ZM94 247H95V246H94ZM113 247H114V246H113ZM115 247H116V246H115ZM120 247H121V246H120ZM151 247H152V246H151ZM151 247H150V248H151ZM162 247H163V246H162ZM166 247H167V246H166ZM166 247H163V248H166ZM189 247H188L187 251H189V249H191V247H190V248H189ZM201 247H202V246H201ZM201 247H200L201 254H200V251L197 250V249H198V246H196L195 249H192L193 252H192L191 250H190V251H191V253H193V254H194L195 251H197V252L199 251V252H198L199 254H197V255H201V256H202V254H203V253H202V252H203L202 249H203V248L201 249ZM217 247H218V246H217ZM226 247H227V246H226ZM229 247H230V246H229ZM41 248H42V247H41ZM41 248H40V249H41ZM78 248H79V247H78ZM82 248H83V247H82ZM86 248H87V247H86ZM95 248H97V247H95ZM122 248H123V247H122ZM122 248H121V249H122ZM134 248H135V247H134ZM174 248H175V247H174ZM181 248H182V246H181ZM181 248H179V249H181ZM196 248H197V249H196ZM222 248H223V247H222ZM236 248H237V247H236ZM236 248H235V250H236ZM72 249H73V248H72ZM74 249H75V248H74ZM84 249H85V248H84ZM84 249H83V250H84ZM97 249H98V248H97ZM97 249H96V250H97ZM111 249H112V248H111ZM113 249H114V248H113ZM119 249H120V248H119ZM121 249H120V250H121ZM140 249H141V248H140ZM140 249H139V251H140ZM167 249H168V247H167ZM169 249H170V248H169ZM169 249H168V252H167V253H169ZM206 249H207V248H206ZM208 249H209V248H208ZM213 249H214V248H213ZM226 249H227V248H226ZM245 249L247 250V249H249V248H247V247L245 248V245H244V249H243L242 251H244ZM53 250H54V249H53ZM79 250H80V249H79ZM88 250H89V249H88ZM90 250H92V248H91ZM90 250H89V251H90ZM109 250H110V249H109ZM109 250H108V251H109ZM120 250H119V251H120ZM161 250H162V248H161ZM165 250H166V249H165ZM170 250H172V251H173V250H177V248H176V249H170ZM182 250H183V249H182ZM214 250L216 251V249H214ZM222 250H223V249H222ZM246 250H245V251H246ZM251 250H252V249H251ZM257 250H258V249H257ZM41 251H42V250H41ZM64 251H65V250H64ZM84 251H85V250H84ZM89 251H88V252H89ZM106 251H107V250H106ZM108 251H107V253H109ZM116 251H117V250H116ZM123 251H124V250H123ZM154 251H155V250H154ZM156 251H159V250H156ZM156 251H155V252H156ZM172 251H171V252H172ZM178 251H179V250H178ZM190 251H189V252H190ZM219 251H220V250H219ZM240 251H239V252H240ZM245 251H244V252H245ZM247 251H249V250H247ZM247 251H246V255H248V254H247ZM56 252H57V251H56ZM58 252H59V250H58ZM67 252H68V251H67ZM76 252H77V251H76ZM86 252H87V251H86ZM92 252H93V250H92ZM104 252H105V251H104ZM121 252H122V250H121ZM141 252H142V251H141ZM160 252H161V251H160ZM162 252H164V249L162 250ZM221 252H222V251H221ZM237 252H238V251H237ZM251 252H252V251H251ZM74 253H75V252H74ZM79 253H80V252H79ZM81 253H82V251H81ZM122 253H123V252H122ZM165 253H166V251H165ZM217 253H218V252H217ZM240 253H241V252H240ZM47 254H48V253H47ZM82 254H86V253L83 252ZM123 254H124V253H123ZM139 254H140V253H139ZM139 254H138V255H139ZM151 254H152V252H151ZM169 254H171V253H169ZM174 254H176L175 251H174ZM185 254H186V252H185ZM205 254H206V252L204 253V255H205ZM211 254H212V253H211ZM213 254H214V253H213ZM213 254H212V256H213ZM224 254H225V253H224ZM237 254H238V253H237ZM237 254H236V255H237ZM242 254H243V253H242ZM242 254H241V255H242ZM249 254H252V253H249ZM260 254H261V252H260ZM48 255H49V254H48ZM52 255H53V254H52ZM140 255H141V254H140ZM178 255H184V252H183V254H181V252H180V254L178 253ZM187 255H189V254H187ZM204 255H203V256H204ZM221 255H222V254H221ZM238 255H239V254H238ZM238 255H237V256H238ZM45 256H46V253H45ZM64 256H65V255H64ZM141 256H142V255H141ZM141 256H140V257H141ZM161 256H162V255H161ZM167 256H168V255H167ZM189 256H190V255H189ZM249 256H250V255H249ZM140 257H139V258H140ZM184 257L186 258V256H184ZM193 257H194V256H193ZM199 257H200V256H199ZM217 257H218V255H217ZM234 257H235V256H234ZM246 257H248V256H246ZM53 258H54V257H53ZM143 258L145 259L144 256H143ZM152 258H154V255H152ZM188 258H190V257H188ZM195 258H196V257H195ZM202 258H203V257H202ZM208 258H209V257H208ZM221 258H222V257H221ZM236 258H238V257H236ZM241 258L244 259L245 256H244V258H243V256H242ZM241 258H240V259H241ZM48 259H49V257H48ZM205 259H206V257L203 258V261H204ZM19 260H20V259H19ZM146 260H147V259H146ZM192 260H193V259H192ZM192 260H191V261H192ZM200 260H202L201 257H200ZM200 260H199V261H200ZM212 260H213V259H212ZM195 261H196V260H195ZM221 261H222V259H221ZM243 261H244V260H243ZM48 262H49V261H48ZM53 262H54V261H53ZM197 262H198V261H197ZM241 262H242V260L240 261V263H241ZM246 262H247V260H246ZM93 263H94V262H93ZM160 263H161V262H160ZM163 263H164V262H163ZM225 263H226V262H225ZM237 263H238V262H237ZM52 264H55V263H52ZM207 264H208V263H207Z\"/></svg>",
  "mask_w": 264,
  "mask_h": 264
}]
</instances>
